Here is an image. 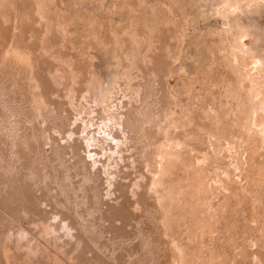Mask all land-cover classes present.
I'll return each mask as SVG.
<instances>
[{
  "label": "rangeland",
  "instance_id": "rangeland-1",
  "mask_svg": "<svg viewBox=\"0 0 264 264\" xmlns=\"http://www.w3.org/2000/svg\"><path fill=\"white\" fill-rule=\"evenodd\" d=\"M19 1L18 0L12 1V2H14V5H12L10 3L11 6L13 7V9H12L11 6L9 7L10 4L7 5V0H6V2L5 1L4 2H5L6 7H9V8H6L5 6H3V8L5 7L4 9L2 8L3 10L0 8L2 12H5L4 15L6 14V11H7V14H6L7 17H8L9 14H10L9 16H11V14H12L11 17H13L15 15L11 19V21H10V18L11 17H9V18L6 17L10 22L7 20V22H4L3 23L1 21V19H0V21H1V24H0V55L2 54L1 53L2 51L6 50L5 48L8 47V49H12L10 46H13V44H16V47H14V46L13 47L14 48H18L20 46L19 47L20 51L24 52L27 55L30 54V53H28L27 50H29V52L32 51L30 55H32L33 58H36L37 59V60L35 59V63L37 64V66H39V68H38V69H40V73L38 72L39 74H41V72H42L43 75H48V73L50 72L49 75L52 76L54 74V71L58 69L59 70V74L58 75H61V80L58 79V80H60V82L57 80L58 82L57 81L56 82H57V84L58 83L59 84L58 85H55V86L52 84V83H54V81L49 82V85H51V86H48V89H49V87H51V89H54V88L55 89L54 90H50V92L48 91V94L45 93V89H43V87L41 86V88H42L41 94H45V95L42 98L43 105H42V100H41V104H40L41 105V108H40L41 110H39V108L37 107L39 105H38V103H36V101H35L36 98L34 97V95L36 93H39L40 94V92L33 91L30 88L29 85L27 86V84H29L28 83V77H27V72L29 70L26 68L25 65H24L25 66L24 67L23 64H21V65L16 64V66L18 65L17 67L16 66H12V65L8 64L7 62L4 64L3 60L5 61V59H2L1 56H0V61H2L1 64H0L1 65V67H0V73H1V75H0V98H1L0 99V141L3 139L0 142V154H1L0 155V173H1L0 174V178L1 179H6V180L8 178L9 181H6V182L11 183V184L5 183L3 180L0 179V181H3L5 183L4 186L2 184L3 182H1V185H0L2 187L1 188L2 189L1 192H3L2 193L3 194L2 197L4 196L3 199L5 200V198H6L5 196H8L7 199H9V200L6 199L4 202H6V204L8 206H10V207H8L6 205L7 206L6 207L5 204H4V202H3L4 207H6L5 208L6 210H4L3 208L1 209V207H0V214H1L0 215V229L2 230V231H0V233H1L0 234V237H1L0 238V244H1L0 247H2V248H0V251L2 249V251L0 252V258H2V260H5V259L7 260V257H9V255H11V254L13 255V253H14L13 256L11 255L10 258H8V261L10 259V261H9V262H11L10 264H13L14 263L13 260L16 258L15 259V263L17 262L16 264H21V263H24L22 261H25L26 260V262H27L28 259H25L26 258L25 256H26L27 253H29L28 255L31 256V258L33 259V260L31 259L32 260V263L34 262L33 264H38V263L39 264H46V263L47 264H53L55 261H56L55 262L56 264H59L58 262H60V264H72L71 262H74L73 264H84V263L85 264H171V263L173 264L172 261H173L174 257H176L174 255L176 251L173 250L170 245H169L170 247H168V241H167V240L170 241V239H171V237L173 235H175V238L176 239L178 237H180V238L177 239L179 242L184 241L182 243H183V245L185 247V251L187 253H188V251L190 249H192L191 250L192 252L191 251H189V252H190L191 255L194 254L193 250L195 251V249L193 247L197 248L196 244L199 245L198 242L199 241L201 242L202 241V238H199L197 240H194V241L197 242L196 244L193 243L191 245L189 243V241L191 240V237H189L188 235H192V232L195 230V229H193V230L190 229L192 232L189 230L190 227L191 228L194 227V226L192 227V225H190V226L188 225V224H192L190 222L192 220V218H193L192 216H190V217L188 216V218H191L192 217L190 220L188 218H185V217L184 218H179L178 220H180L181 222L180 221H177L176 222L177 225L174 224L175 226H173V228H172L173 229L172 230L173 231L172 232L173 235L171 233H169V236H167L165 234L168 239L165 238L166 236L163 237L164 231L162 230V226L159 223L160 222L159 221L160 220V217H159L160 215L158 214L159 213V209H157V206L155 207L156 203L154 204L155 200L153 199L154 197H152L153 193L151 192L152 195H151V193H148L151 190V189L149 190V187L151 185V182L150 181L153 179V176L154 177L158 176V174L155 175L156 172H157V168H158L156 166V163H155L156 160L154 162V157L156 155L155 150H158V147L161 144L162 145L164 144V143H162V141L165 142L164 146L166 145V146L172 148V146L176 144V141L179 140L181 143L183 142L182 147L185 149V151L183 149V158H184V160L186 159L185 162L188 163V161H187L188 159L190 160V159H195L197 157H201L202 154H204V153H206V154L208 153V155L211 156V154H212L211 145L209 146L208 143L205 142L202 139V137L204 138V136H205L204 139L207 140L206 135H205L206 134L205 131L209 132L208 130L210 128H212L211 127L212 125L216 126V128L213 127L214 130L213 129H210L211 132H214L215 134H217L216 135V138H218V133L219 132H220L219 136H221V130L222 129L225 130V131L227 130V132H225V133H223V131H222V133L225 134V135L227 133V136H224V138H223L224 139V142H226L227 140L229 141L231 139L230 138L231 135H232V137L234 135L236 136V134L238 135V133H237V130L238 129L236 130V128H235L234 130L232 129L233 130L232 131L231 130V126H229L230 128L228 127V128H222V129H221V127H220V129H219V127H217V126H220L221 125V122L222 121H223V123H225L224 122L225 121V117H226V114L229 112L228 109L230 108V104H231V103L230 104H227V103L228 102H232V99L234 101V98H235V101L236 100H239L241 98L240 93H239V92H241V90H239V92H238V90H234L236 92V94H235V92L233 94L235 97H231L230 96L231 97L230 98L226 94V91H227V86L226 85H227V83H229V81H233L235 79V77H236V74L235 73L236 72L233 71V70H231V68L229 67L228 63L224 61L225 59H224V54L223 53H225V49H226V46H227L226 44L231 43L229 41L234 40L233 37L234 36H237L236 35L237 34V30L236 29H237V25L240 22V25L243 28L246 27V29L248 27L247 30H249L250 33H251L249 35V31H248L247 32V35L244 38H242V40L240 38L241 36H239L240 40H239V38H238V40L241 43V45L244 44L243 45L244 48H246L248 46L247 49L248 48L249 49H252L253 52L257 49L258 51L257 50L255 51L256 54L258 53L257 55L255 54V52H254V54L253 53L250 54L255 59H256V57H260L259 56L260 55V52H261L262 56L264 55L262 53L264 51V36H263L264 35V3L262 2L263 5L260 6L261 8L260 7L258 8L260 11L258 9H256V8H254L253 5L251 6L253 8L248 7L246 9V12H244L245 10L242 9L241 11H243V13L240 11L239 13L237 12L238 14H235L236 17L238 16L237 17V21L236 20H233V19H236V18H234L235 16L233 15V17H230L229 18L230 21L233 20L232 21L233 23H230L228 19L223 18V16L221 15V13L216 12L218 15L215 13V11H217V10L219 11L220 8H221V3H220L221 0H219V1L218 0H215L216 2L213 1V0H211L210 2L208 0H201V1H199V0H188V1L187 0H176V1L175 0L174 1H172V0H168V1L167 0H148V1L147 0H143V1L142 0H125V1L124 0L123 1L122 0H104V2H102V0H99L100 2L98 0H92V1L91 0H81V2H80V0L79 1H77V0H74V1L73 0H67V1L66 0H61L63 3H61L60 0H52V2H51V0H46V1L45 0H40V1L43 2L42 5H44V6H42V8L44 7V9H47L48 13L51 14V15H49V17L51 16L50 18H53L52 21H55L57 19V17H58V19L61 18V17L63 19V15H64L65 12H68L69 13V14L68 13H65V15L68 14V17L72 14V16H70V17H76V20L80 18L79 19L80 21L79 20L75 21L77 23L76 25L75 24L72 25L71 23H73V22H71L70 25L67 24L69 22H66L67 25H69V26L72 25L70 28L68 26H66V24L64 23L65 20H64V22L60 20L63 23V25L65 24L64 26H62L63 28H61V27L60 28L61 29H64V27H65V29L64 30H61V29L58 28L59 30H57V29H56L57 31L56 30H52L53 33L50 32V31H49L50 32L49 33L48 32L49 29H47V31H46V28L47 27L45 29H43L46 26V24H44V22H41V21L39 22V19L37 18L38 16L35 14V12H36V10H35V8H36L35 3L36 2L35 1L36 0L35 1L34 0H27L28 1V5H27V1L21 0L22 3L20 2V4L22 6L19 4ZM86 1H87V3H86ZM203 1H204L205 4H203ZM262 1H264V0H262ZM10 2H11V0H10ZM15 2H18V3H16V5H15ZM58 2H60V5H59ZM95 2H97V3L95 4ZM77 3L80 4V5H78ZM103 3H107V4H103ZM174 3H175L176 6L174 5ZM209 3H211V4H209ZM74 4L75 5H78V6H75ZM97 4H99V5H97ZM116 4H117V7H116ZM167 4H168V6H167ZM54 5H55V8H54ZM58 5L61 6V7H58ZM62 5H65V6L63 7ZM90 5H93L94 7L93 6H90ZM210 5H211V7H210ZM214 5L217 6V8L216 7L214 8ZM218 6H220V7H218ZM22 7H23L24 10H22ZM75 7H76V9L79 7V10L78 9L76 10ZM202 7H203V9H202ZM204 7H205L206 10L204 9ZM57 8H59V9H57ZM60 8H61V10H60ZM213 8L214 9H217V10H214ZM65 9H67V10H65ZM90 9H93L92 10L93 12ZM170 9H171V11H170ZM210 9H213V10H210ZM12 10L14 12H11ZM25 11H27V13L24 14ZM89 11H91V13ZM131 11H133V14L134 15L132 14ZM248 11H250V12H248ZM109 12L111 13V15H110ZM210 12L212 13V15H211ZM15 13L16 14L18 13L17 14V17L18 18L16 17V14ZM22 13H23V16H22ZM54 13H55V16H54ZM240 13H242V14H240ZM26 14H28V16H26ZM94 14H96V15H94ZM243 14H244V16H243ZM253 14H255V15H253ZM24 15L26 16V18H25ZM80 15H82V16H80ZM205 15L208 18H206ZM135 16H137V17H135ZM147 16H148V19H147ZM0 17H2V15ZM22 17H23L24 20L22 19ZM55 17H56V19H55ZM203 17H204V19H202ZM27 18H28V20L30 22L27 20ZM35 18H37V19H35ZM87 18H88V20H87ZM14 19H16V20H14ZM82 19H83V22L81 21ZM199 19H201V20H199ZM226 20H228V21H226ZM155 21L157 23L158 22L159 23L157 24ZM235 21L237 23H235ZM12 22L16 25V27H14L15 25L13 26V23ZM78 22L81 23L82 26ZM89 22L90 23H95V24H92V27H90L91 24L88 25L90 27V30L93 32V35H92L91 31H87V29L89 30V27H87L86 23L88 24ZM110 22H111V24H110ZM113 22H115V23L113 24ZM5 23H6V25L7 24L8 25L7 26L6 25L4 26ZM62 23H60V24H62ZM129 23H130V25H129ZM154 23H156V24H154ZM254 23H257V24H254ZM18 24H21V25H19L21 27V29L17 26ZM43 24H44V26H43ZM121 24H122V26H121ZM10 25H12L13 27H11ZM226 25L227 26L229 25L230 28H229V26L227 27ZM93 26H94V28H93ZM153 26H154V28H153ZM234 26H236V27H234ZM73 27H74V29H73ZM211 27L213 28V31L215 33H213ZM221 27H223V28H221ZM226 27L229 28L230 31ZM10 28L11 29L12 28L20 29V30H18V33L19 34L18 33L16 34V31H14L13 32L14 34H13L12 31L10 30ZM68 28H69V30H68ZM100 28H102V30ZM214 28H215V30H214ZM225 28L229 31L228 34L225 33V30H224ZM71 29L74 31V33H73V31ZM231 29H234V30H232V33H231ZM80 30H81V32H80ZM7 31H9V32H7ZM54 31L57 32V33H55ZM21 32H22V34H20ZM129 32H131V33H129ZM134 32L136 33V35H135ZM30 33H32L34 36L32 34H30ZM90 33H91V35L88 36ZM207 33H210V34H207ZM220 33L223 34V35H221ZM15 34H16V36H14ZM29 34H30V36H29ZM44 34H46V36ZM11 35L14 36V37L12 38ZM43 35H44V37H42ZM231 35L233 37H231ZM1 36H2V38H1ZM82 36H84V37H82ZM242 36H244V35H242ZM31 37H32L33 40L31 39ZM50 37H51V39H50ZM133 37H135V38H133ZM72 38L74 39V41L72 40ZM117 38H118V41L119 42L117 41ZM153 38H155V39H153ZM148 39H150V40H148ZM181 39H184V40H181ZM227 39H229V40H227ZM15 40H17V41H15ZM84 40H85V42H84ZM97 40H99V41H97ZM102 40H103V43H102ZM138 40H140V41H138ZM150 41H153V42H150ZM224 41H225V44L223 43ZM2 43L5 45L4 47H3V45H1ZM23 43H24V45H23ZM211 43H212V45H211ZM20 44L23 45V46H21ZM79 44H81V45H79ZM257 44H258V46H255ZM46 45H47L48 48L45 47ZM40 46H41V48L42 47L43 48L41 49ZM49 46H50V48H49ZM71 46L74 47L75 49L72 48ZM120 46L121 47L123 46V48L121 49ZM65 47H67V48H65ZM115 47H116L117 50L115 49ZM3 48H4V50H3ZM138 48H139V50H138ZM22 49H24V50H22ZM78 49H79V51H78ZM97 49H98V51H97ZM223 49H224V51H223ZM148 50H149V52H148ZM114 51H117V52H114ZM37 52H38V54H36ZM146 52H148L149 54L146 53ZM202 52L204 54H202ZM219 52H220V54H219ZM44 53L46 54V57H45V54ZM124 53H125V55H124ZM143 53H145V54H143ZM50 54H51V56H50ZM147 54H148V56H147ZM180 55H182V56H180ZM250 55H247V58L252 60V58H251ZM48 56L50 57L49 59L47 58ZM254 56H256V57H254ZM62 57H65V58H62ZM168 57H170L171 60ZM33 58H32V60L34 61ZM56 58H57V61H56ZM173 58H175V59H173ZM93 60H95V61H93ZM206 60H207V62H206ZM251 60H248V61H250V64L248 66H250L252 64L251 65L252 67L251 66L248 67L249 69L247 68V70L249 72H250V70H253L252 72H250V74L252 73L251 75H253V74L255 76L257 75L256 77H258V75H259V77H260V75L262 76V74L260 72H258L257 69H255V67H257V66L255 65V63L251 62ZM55 61L57 63H55ZM167 62L171 63L172 67H174L173 68L174 69L173 72L170 71L172 69V67L170 66L171 67L170 68L169 67L170 64H168ZM41 63H42V65L40 66ZM61 63H63V64L61 65ZM66 63H67L68 66L66 65ZM210 63H211V66L213 65L211 67V69H210ZM253 64L255 66L254 68H253ZM132 65L135 66V67H132ZM207 65H208V67H206ZM55 66H56V68H55ZM118 66H120V67H118ZM121 66H122V68H121ZM59 68H61V69H59ZM124 68H126V70ZM24 69H25V71H24ZM181 69H184V70H181ZM188 69H191V70L188 71ZM223 69H224V71H223ZM225 69H228V70H225ZM69 70H71L72 72H69ZM74 70H75V72H74ZM204 70H205V72H204ZM19 71H20V73H19ZM255 71H257V72H255ZM76 72H77V74H76ZM113 72H115V73H113ZM66 73H68V74L66 75ZM73 73H75V74H73ZM208 74H210V75H208ZM125 75H127V76H125ZM69 76H71V78ZM94 76H97V77H94ZM82 77H84V78H82ZM169 77H171V78H169ZM262 77H260V78L262 79ZM63 78H64V80H63ZM72 78H74V79H72ZM75 78H76V80H75ZM19 79H21V80H19ZM92 79L95 80V81L93 82ZM125 79L126 80L128 79V80L126 81ZM89 80H91V81H89ZM104 80H106V81H104ZM204 80H206L207 82L204 81ZM67 81H69V82H67ZM92 82L95 85L94 84L92 85ZM103 83H105V84L103 85ZM86 84H87V86H86ZM88 84H91L90 86L91 87L93 86V88L89 87ZM128 86H129V88H128ZM87 88L88 89L90 88V89L87 90ZM133 88H134V90H133ZM57 89H58V91H57ZM108 89H110L112 91V95H111V99H110V101H111L110 102V105L112 106V109H110V110L109 109H106V108L103 109L104 108V106H103L104 104L102 105V102L99 103V105H97L98 102L101 101V98H102L101 95L105 91H107ZM70 90H73V91L71 92ZM39 91H41V90H39ZM51 91H52V93H51ZM53 92H54V94H53ZM55 92H56V94H55ZM69 92H71V93H69ZM73 92L75 94H72ZM101 92H103V93H101ZM86 93H87V95H86ZM93 94H96L95 97H93ZM50 95H52V96H50ZM71 95H72V97H71ZM237 95H238V97L240 96L239 99H238ZM7 96H8V98H7ZM30 96H32V98H30ZM45 96L46 97L48 96V98H47L48 100L46 99ZM176 97H177V99H176ZM95 98H97V99H95ZM221 98H222V100H221ZM69 100H71V101H69ZM92 100H94V101H92ZM113 105H115V106H113ZM98 106H100V107H98ZM81 107H86V109L85 108H81ZM101 107H102V109H101ZM80 108H81V111H79ZM210 108H211V111H210ZM185 109H186V111H185ZM89 110H90V112H89ZM117 110H118V112H117ZM126 110H127V112H126ZM59 111H61V112H59ZM84 111L85 112L87 111V112L85 113ZM207 112H209V113H207ZM222 112H224L223 113V117H221ZM11 113L13 114V116H11L12 115ZM39 113H40V116H38ZM89 113H91V114H89ZM123 113H125V115H121ZM216 113L218 115V118L220 116V118H224V120H221L220 118L219 119H215ZM113 115H118V116L121 115L124 118L122 117L123 119H120V120L117 118L115 120L113 118ZM71 117H72V119H71ZM107 117L110 118V119H108ZM228 117H229V120L230 121L227 119ZM228 117H226V119L228 120V122L226 124L230 123V125H231V118H230V116H228ZM42 118H43V120H41ZM135 118H136V121H135ZM214 119L215 120H220V121H218L217 125L215 124L217 121L215 122ZM113 120H115V121L113 122ZM117 120L119 122H117ZM213 121H214V123H211ZM72 123L74 125L75 124L76 125L74 127H72L73 126ZM118 125H119V127H118ZM174 125H175V127H174ZM198 126H199V129L200 130L198 129ZM221 126L226 127L223 124ZM232 127L234 128L233 125H232ZM104 129H105V131H104ZM203 129H204V131H203ZM217 129L220 130V131L218 132ZM158 130H159V132L160 131L161 132L159 133ZM122 131H124V132H122ZM148 132H150V133H148ZM216 132H218V133H216ZM106 133H107V136H106ZM123 133H126V135H124ZM228 133L230 135H228ZM50 134H51V136H50ZM84 134H85V136H84ZM190 135H192V136H190ZM193 135H194V137H193ZM24 137H25V139H24ZM85 137L87 138V141L86 142H87L88 145L86 144V142H84V140H86ZM110 137H112V138H110ZM188 137H189V139H188ZM196 137H197V139H196ZM225 137L226 138L229 137V139L228 138L226 139ZM19 138H21L22 141ZM108 138L110 139V141H109ZM163 138H164V140H162ZM166 138H167V140H166ZM219 138H221V142H223L222 141V136L219 137ZM233 138H234V140L236 139V137H233ZM13 139H15L16 143L18 142L20 144V145L17 144V146L19 145L20 148L22 149L21 150L19 147L18 148L20 150L15 149L16 153L18 151H20L16 155L13 154L14 150H13V152L10 150L11 149L10 148V142ZM89 140H90V142L88 143ZM135 140H136V142H135ZM217 140L218 139H216V142H217ZM23 141H24L25 144L23 143ZM73 142L75 144L78 143L79 145L76 146ZM69 143L70 144H73L72 146L75 145L76 146V147L74 146L75 148H78V147L79 148L78 149H74V147H72ZM206 143H207V145H206ZM157 144L158 145L160 144V145L158 146ZM239 144H241V145H238L237 144V145L234 146V144H231L233 147L230 146L231 147V149H230V147L228 146V149L226 148L227 150L225 149L224 150V154L222 152V155L220 157H218V159H214V158L211 159L209 161V163L205 167V170L207 172L206 173L204 172V173H205L206 177H208V178L210 177L209 178L210 180L208 179L209 182L211 184L212 183L214 184V186H213V184L210 185V186H212L211 188H213V191H214L213 194L215 195V197L214 196H211L212 198H210V199H212V202H209V204L212 203L211 204L212 205L211 208L213 206H214L213 208H215L218 205L219 208L217 207L218 209H217L216 212L219 213L221 211L222 214L219 213L220 215L225 214L224 217H221V222H222V225H223L222 226L223 227L222 230L225 231L223 233V231L221 230L222 231V234H224V235L227 234L228 236H232L233 239L239 238L238 240H240V241L242 240V242H244V240H245V242L246 241L248 242V240L250 238L249 242H253V244L255 246V244H257V242L258 243H262L263 242V244H264V241H263L264 236L261 237V234L264 235V216H263L264 215V213H263L264 212V208H263L264 207V200H263L264 199V184L263 183H256L257 184L256 185L254 183L255 184L254 185V184H252L250 182L248 183V181L251 180V179H253L254 175L256 177H258L257 174H259V175L260 174H263L262 176L264 177V167H263L264 166V159H263L264 158V156H263L264 155V147H262V146H264V144L259 145V147L263 151H260L261 149L258 148L259 150L256 153H253L252 149H250L251 147L249 145H247L246 143L244 144L242 142V143H239ZM227 145H229V144H227ZM7 147H8V149H7ZM238 147H241L242 149L244 148L245 150L243 149L244 150L243 151L241 149V153L243 155H241V156L238 155V159H237V153L240 154V149H238L239 152L237 150ZM31 148H33V149H31ZM72 148H73V150H72ZM233 148H234L235 151L237 150L236 151L237 153L234 152ZM186 149H187V151H186ZM83 150H85V151L83 152ZM249 150H251L250 151L251 154H247L248 152H246V151H249ZM34 151H35V153H34ZM72 151H74V152H72ZM27 152H28V154H25ZM87 152H88V154H87ZM245 152H246V158H245V155H244ZM20 153H21V156H20ZM30 153H31V155H30ZM233 153H236V155L233 154ZM259 153H260V155H259ZM2 154H4V155H2ZM28 155H30V156H28ZM75 155H77V156H75ZM185 155L187 157H185ZM250 155H252V156L250 157ZM13 156H15V157H13ZM19 156L21 157V159H19ZM239 156L241 157L242 161L244 160L243 159V156H244L245 161L247 163L246 164L247 167H248L249 163L250 164L251 163L253 164V166H251L252 167L251 172H248L247 170H244V169L241 170V168L238 167L239 166V164H238L239 163V160H241ZM24 157L27 160H25ZM27 157H29V159ZM256 158H258V159L256 160ZM248 159H250V160H248ZM26 161H27V163L26 164H23ZM158 161H159V159H158ZM160 161H163V159L160 158ZM181 161H179V162H181ZM229 162H230V165L226 166L227 164H229ZM16 163H17V165H20V164L21 165L20 166H17ZM181 163L182 164H179V165H176L175 164L176 166H171L170 167V168H172V167L175 168V167L179 166V167H177L175 169H170V170H173V171L171 173L169 172L170 174L168 173L167 177L165 176V179L166 180L164 179V181H165L164 186H169L168 185L169 178L172 181H174L172 178H174L175 180L177 179V182H179V184H178L177 182L174 181L175 183H177V184H175L174 182H171L170 181L172 183V184L170 183V185H173V183H174V186L175 187L177 185L179 186L180 183H182L183 181L182 182H181V180L178 181L180 178H176V177L179 176L181 178L182 177L185 178L186 175L189 174L188 171L186 170V168H184L185 167L184 161L181 162ZM257 163L259 164V166L257 165ZM25 165H26V167H25ZM152 165L154 167H152ZM181 165H183L182 168H180ZM231 166H233L234 168L231 167ZM69 167H70V169H69ZM235 167H236V170L239 168L241 171L238 169V171H237L238 173H237L236 170H235ZM8 168H11V170H8ZM228 168H231V170L228 169ZM213 169L214 170L216 169L217 171H214ZM220 169L222 171H223V169H227V171L229 170L228 172H231V174L233 175V177L236 178V180H235L236 182H235L234 185L229 186L227 183H225L224 181H222L220 179L219 180L218 179L215 180L218 177L217 176L218 174H216V172L217 173L222 172ZM48 170H49V172H48ZM52 170H54V171H52ZM243 171H244V173H243ZM7 172H9V173H7ZM154 172H155V174H154ZM192 172H193V170L190 169V174ZM10 173H11V175L13 173V175L11 176ZM16 173H17V175H16ZM81 173H83V174H81ZM235 173H236V176H235ZM22 174H23V176H22ZM210 174H212V175H210ZM214 174H216V176H214ZM67 175H68V177H67ZM13 176H15V177H13ZM241 177H242V179H241ZM12 178H13V180L15 178L14 182L15 181L17 182L19 179H21L22 181L19 180V182L21 181V183H19V182L16 183L15 182L17 185L15 184V186H14V185H12V184H14L13 181H12ZM106 178H107V180H106ZM10 179H11L12 182H10ZM238 179L240 181H238ZM244 179H246V180H244ZM101 181H103L104 183L101 182ZM215 181L216 182L218 181L219 183L218 182L217 183L220 184V185L216 184ZM244 181H246V182H244ZM185 182H187V181L184 180V183ZM220 182H222V183H220ZM106 183H107V185H106ZM133 183L134 184L136 183V184L134 185ZM144 183H146L145 184L146 186L144 185ZM184 183H182V184H184ZM20 185L22 187H20ZM246 185H247V188L246 189L248 190V193L243 195V193L241 192L240 188L241 187H245ZM249 185H251L250 186L251 189H250ZM12 186L14 187V189H12L13 188ZM147 186H148V188H147ZM174 186H170V187H173L174 188ZM226 186H228V188ZM3 187L6 188V189H4ZM120 187H121V189H120ZM7 188H8V191L9 190H14L15 192H19V193L21 192V193L18 196L19 193L15 194V192L12 191V192H14V195L10 196L12 192L9 191L10 192L9 193L7 191ZM23 188H25V189H23ZM96 188H97V190H96ZM136 188H138V190H136ZM218 188H219V190H217ZM100 189H102V190H100ZM19 190H21V191H19ZM232 190H234L236 193L234 191H232ZM250 190H252L253 192L250 191ZM30 191H31V193H30ZM39 191H41V192H39ZM105 191H108V192H105ZM131 191H132V194H130ZM256 191H257L258 195H257ZM218 192H219V194H218ZM250 192L255 193V194H251ZM5 193H7V194H5ZM126 193H128V194H126ZM33 194H35V195H33ZM133 194H134V196H133ZM250 194L253 197L255 195H257V196H255V198L256 199L258 198V199L257 200L255 198L252 199V196H249ZM24 195H25V197L27 196L26 199H25ZM28 195L31 196V197H29ZM219 195H220V197H219ZM232 195H233V197H232ZM32 196H34V199H33ZM130 196L132 198H130ZM10 197L11 198L13 197V198L10 199ZM15 197H16V199L14 200ZM38 197H39V199L41 201L40 200H37V202L40 201V202H38V207H37L36 199H38ZM41 197H43V198L41 199ZM18 198H20V199L18 200ZM57 199L59 201H57ZM60 199H62V200H60ZM79 199H81V200H79ZM210 199H209V201H211ZM232 199H234V200H232ZM34 200H35L36 203L33 202ZM46 200H48V201H46ZM134 200L135 201L137 200V204L140 203V204H138L139 206L137 205L138 208H136V209H139V210H135L134 209L136 211V213L133 211V208H135V206H133V205H135L133 203V202H135ZM253 200H254V202H253ZM129 201H131V202L133 201L132 202V205H129V203H130ZM260 201H261V203H260ZM41 202L44 203L45 206H44V204H41ZM28 203H30L31 205L28 204ZM21 204H22L23 207L21 206ZM152 204H154V205H152ZM226 204H229L230 206L229 205H226ZM15 205H17V206H15ZM42 205L44 206V208H43ZM234 205H235V207H234ZM11 206H12V208H11ZM126 206L129 208V209L127 208L128 210L126 209ZM222 206H225V211L227 210L226 212L222 211ZM226 206H228L227 207L228 209L226 208ZM27 207H29L31 210H29V208H27ZM249 207H250V209H249ZM8 209L10 211L11 210L12 211L10 212ZM37 209H38V211H37ZM27 210H28V212H27ZM39 210H40V212H39ZM42 210H43V212H42ZM253 210H255L256 212L253 211ZM213 211H215V209ZM258 211H259V214H258L259 217L257 216ZM64 212H65V214H63ZM119 213H120V215H119ZM23 215L25 217H27V218L25 219V217ZM28 215H29V217H28ZM30 215H32V216L30 217ZM138 216H140V218ZM225 216H226V219L227 220L225 219ZM47 217H49V218H47ZM53 217H55V218H53ZM124 217H125V220H124ZM242 217H243V219H242ZM42 218L45 219V220L43 221ZM59 218H61V219H59ZM158 218H159V220H158ZM255 218H256V220H255ZM184 219H186L187 221L184 220ZM253 219L255 220L254 221L255 222V225L252 222ZM194 220H195V218H194ZM1 221L4 222V225L2 224L3 222H1ZM7 221H8V223H7ZM40 221L42 222L41 223L42 225L41 224H38V223H40ZM184 221H186L185 222L186 223L185 226L187 225L189 227L187 228V226H186V227H184L182 229V227H183L182 226V223H184ZM187 222H189V223H187ZM27 223H29V224H27ZM96 223H98V224H96ZM178 223L179 224L181 223L180 226H182V227H179L178 226L179 225ZM36 225H38V226H36ZM45 225L47 227H49L50 230H49V228L47 229L45 227ZM177 226L179 228H181L183 231H186L184 229L187 228V230L191 234L186 233V232H183L181 229H178L177 230L176 229ZM214 226L215 225H213V223H212L211 227L214 228V229H216ZM174 227H176V228H174ZM45 229H47L46 230V232L48 231L47 233L45 232ZM157 229H159V230H157ZM5 230L8 231L7 234H6V231ZM18 230H19V233L20 234L19 233H16V231L18 232ZM236 230H237V232H236ZM42 231H43V233H42ZM176 231H177V233H176ZM179 231H182V232L178 233ZM259 231H260V233H259ZM2 232H4V237L2 236ZM15 233H16V236H15ZM53 233H55V234H53ZM8 234H10V235H8ZM52 234H53V236H52ZM184 234L185 235L187 234V236L190 239L187 236H184ZM5 235L9 236V238L8 237L6 238ZM21 235L23 237H20ZM24 235L27 236L26 237L27 239L25 238ZM42 235H44V236L41 237ZM48 235H49V237H48ZM244 235H245V239L243 237ZM54 236H55V239L54 240L56 242L53 241ZM95 236H96V238H95ZM10 237H11V239H10ZM16 237H18L17 240H16ZM19 237H20V241H18ZM29 237H30V239H28ZM50 237H52V238H50ZM186 237H187V239H189V241L186 239ZM227 237H226L225 241L228 239L226 241L228 243V241L230 242V240H232V239L229 240V238H227ZM256 237H257V239H259L261 237L260 239L262 240V242L261 241L259 242V240H258L256 243H254V241H256ZM23 238H25V240H23ZM196 238L197 237L194 236V239H196ZM205 238L207 239V237H205ZM251 238H254L255 240L252 239V241H251ZM8 239L12 240V242L10 240H8ZM63 240H64V242H63ZM185 240L188 241V243L190 244V249L188 247V249L186 250V245L188 243ZM238 240L236 239V242L238 243V245L240 246V248L242 246L245 247L246 245H249L250 244L249 242L248 243L246 242L247 244H245V242H244L243 243L245 245L244 246V245L241 244V242H238ZM1 241H3V244H2ZM34 241H36V242H34ZM164 241H166V242H164ZM191 241L194 242L193 239ZM6 242H7V244L8 243L9 244L6 245ZM51 242H53V243L55 242L54 243L55 245L53 243H51ZM50 243L52 245H51V247H48L50 245ZM71 243H73L75 245H73ZM20 244H21V246H20ZM47 244H49V245H47ZM76 244H77V249H76ZM3 245H5V246H3ZM17 245H18V248H17ZM146 245H148V246H146ZM230 245L228 243V246L226 245L227 248H224L225 244L220 247V250L224 248L223 249L224 250L223 252L226 253L225 254L226 257H224V258L222 257L223 258V262H222V259L220 258L222 264H224V263L231 264L228 261L229 259L230 260L231 259L232 260H236V263L238 262L237 264H239V263H241V264H253V263L250 262V260H247L244 257H243V260L245 259L244 260L245 262L242 261L243 263L238 258H240L241 255L243 256L242 250H248V252H255V250L259 247L258 244L256 245L258 247L255 246L256 248H254V246H253V248L255 250L254 249L252 250V247H250L249 249L241 248V250H240L241 251V255L239 254V257L238 256L236 257L237 254L234 253L235 251H234V249L231 248ZM9 246H10V248H8ZM41 246H42V248H41ZM61 246H62V248H61ZM191 246H193V247L191 248ZM3 247H4V249H5V247L8 248V249L7 250L6 249L4 250ZM20 247H22V252L24 251L23 253L21 252V248ZM248 247L249 246H247V248ZM13 248H14L15 251H13ZM10 249H11V251H10ZM29 249H31L30 250L31 253H30ZM8 250L10 251V253H9ZM27 250H28V252H27ZM33 250H35V251H33ZM43 250L45 252H43ZM82 250H83L84 253L81 252ZM19 251H20V253H19ZM172 251H173L174 254L171 253ZM25 252H27V253H25ZM199 252H201V251H199ZM205 252L203 254L201 253L202 254L201 256H204V254H205L208 257L209 256V253L206 250H205ZM220 252L222 253V255H224V253L222 251H220ZM197 253L198 252H196V254ZM221 253H219V254H221ZM33 254H35V256ZM60 254H62V255H60ZM171 254H173V255H171ZM176 254H177V252H176ZM198 254H200V253H198ZM233 254H236V255H233ZM261 254H262V252H261ZM29 256L27 258H29ZM43 257H44V259H43ZM57 257L59 259L58 262H57ZM3 258H5V259H3ZM23 258H24V260H23ZM53 258L56 259V260H53ZM170 258H172V261H171ZM206 258L204 257L202 260H204ZM235 258H237L240 261H238ZM261 258H262V262L260 261V263L264 264V262H263V260H264V250H263V257H261ZM17 259L19 261H17ZM46 259H48V260H46ZM224 259H225V261H224ZM2 260H1V262H2ZM8 261H5V262L3 261L4 263L2 262L0 264H6V263L9 264ZM29 261H30V258H29L28 262ZM216 262H218V261H216ZM218 263H220V261ZM218 263H214V264H218ZM24 264H27V263H24ZM256 264H259V263H256Z\"/></svg>",
  "mask_w": 264,
  "mask_h": 264
},
{
  "label": "bare ground",
  "instance_id": "bare-ground-1",
  "mask_svg": "<svg viewBox=\"0 0 264 264\" xmlns=\"http://www.w3.org/2000/svg\"><path fill=\"white\" fill-rule=\"evenodd\" d=\"M6 2V0H0V8L2 9L3 8V6H5L6 7V5H5V2ZM12 1H14V0H11V2H10V0H7V5H9L10 3L12 4V5H14V2H12ZM19 1V0H18ZM25 1H27V0H25ZM35 1V0H34ZM46 1V0H45ZM61 1V0H60ZM67 1V0H66ZM74 1V0H73ZM77 1H79V0H77ZM92 1V0H91ZM90 1V2H91ZM99 1V0H98ZM123 1V0H122ZM125 1V0H124ZM143 1V0H142ZM148 1V0H147ZM168 1V0H167ZM172 1H174V0H172ZM176 1V0H175ZM188 1V0H187ZM199 1H201V0H199ZM209 2L211 1V0H208ZM213 1H215V0H213ZM219 1V0H218ZM9 2V3H8ZM20 2H21V0L19 1V4H20ZM31 2V1H30ZM36 3H35V5H36V8H35V10H36V12H35V14L38 16L37 18L39 19V22L41 21V22H44V24H46V26L43 28V29H45L46 27V31H47V29H49L48 30V32L50 31V32H52V30H59V29H61V28H63L62 26H64L65 24H66V22H69V23H67V24H69L70 25V23L71 22H73V23H71L72 25L73 24H77L75 21H77V20H79V19H77L76 20V17H70V16H72V14L68 17V12H65L63 9V11L65 12V13H68L67 15H65V13H64V15H63V19H62V17L61 18H59L58 19V17H57V19H56V17H55V21H52L53 20V18H50L49 17V15H51V14H49L48 13V11H47V9H44V7L42 8V6H44V5H42L43 4V2L42 1H40V0H36L35 1ZM48 2V1H47ZM51 2H52V0H51ZM56 2V1H55ZM70 2V1H69ZM80 2H81V0H80ZM83 2V1H82ZM85 2V1H84ZM89 2V3H90ZM100 2V1H99ZM102 2H104V0H102ZM112 2V1H111ZM130 2V1H129ZM132 2V1H131ZM170 2V1H169ZM206 2V1H205ZM216 2V1H215ZM262 2L264 3V1H262V0H221V8H220V10L218 11L217 9H214L215 7L217 8V6H215L214 5V10H217V11H215V13L216 12H219V13H221V15L223 16V18H225V19H228L229 20V22L230 23H233L232 21L233 20H236L237 21V17H236V15L235 14H238L242 9L243 10H245L244 12H246V9L248 8V7H251L252 5H253V7L254 8H256V9H258L261 5H263L262 4ZM16 3H18V2H15V5H16ZM22 3V2H21ZM57 3V2H56ZM59 3V5H60V2H58ZM61 3H63L62 1H61ZM75 3V2H74ZM86 3H87V1H86ZM97 2H95V4H96ZM127 3V2H126ZM140 3V2H139ZM199 3V2H198ZM197 3V4H198ZM212 3V2H211ZM211 3H209V4H211ZM214 3V2H213ZM11 4L9 5V7L11 6ZM46 4V3H45ZM54 4V3H53ZM52 4V5H53ZM78 4V3H77ZM82 4V3H81ZM103 4H107V3H103ZM151 4V3H150ZM172 4V3H171ZM203 4H205L204 3V1H203ZM208 4V3H207ZM21 5V4H20ZM27 5H28V1H27ZM48 5V4H47ZM51 5V4H50ZM58 5V7H61V6H59ZM75 5V4H74ZM78 5H80V4H78ZM78 5H75V6H78ZM97 5H99V4H97ZM96 5V6H97ZM127 5V4H126ZM125 5V6H126ZM129 5V4H128ZM132 5V4H131ZM141 5V4H140ZM139 5V6H140ZM174 5H175V3H174ZM195 5V4H194ZM18 6V5H17ZM22 6V5H21ZM57 6V5H56ZM63 7L65 6V5H62ZM83 6V5H82ZM81 6V7H82ZM90 6H93V5H90ZM106 6V5H105ZM137 6V5H136ZM155 6V5H154ZM165 6V5H164ZM167 6H168V4H167ZM176 6V5H175ZM181 6V5H180ZM179 6V7H180ZM200 6V5H199ZM206 6V5H205ZM209 6V5H208ZM4 7V8H5ZM9 7H6V8H9ZM12 7V6H11ZM62 7V8H63ZM68 7V6H67ZM80 7V6H79ZM79 7L77 8L78 10H79ZM94 7V6H93ZM116 7H117V4H116ZM197 7V6H196ZM210 7H211V5H210ZM218 7H220V6H218ZM253 7H251V8H253ZM3 8V9H4ZM51 8V7H50ZM54 8H55V5H54ZM73 8V7H72ZM83 8V7H82ZM81 8V9H82ZM92 8V7H91ZM99 8V7H98ZM103 8V7H102ZM108 8V7H107ZM138 8V7H137ZM160 8V7H159ZM167 8V7H166ZM171 8V7H170ZM182 8V7H181ZM184 8V7H183ZM198 8V7H197ZM209 8V7H208ZM207 8V9H208ZM250 8V9H251ZM261 8V7H260ZM1 9H0V11H1ZM2 9V10H3ZM12 9H13V7H12ZM16 9V8H15ZM14 9V10H15ZM57 9H59V8H57ZM75 9H76V7H75ZM74 9V10H75ZM76 9V10H77ZM94 9V8H93ZM93 9H90L91 11L93 10ZM132 9V8H131ZM151 9V8H150ZM154 9V8H153ZM172 9V8H171ZM171 9H170V11H171ZM199 9V8H198ZM202 9H203V7H202ZM204 9H205V7H204ZM213 9H210V10H213ZM18 10V9H17ZM22 10H24L23 9V7H22ZM30 10V9H29ZM28 10V11H29ZM51 10V9H50ZM49 10V11H50ZM54 10V9H53ZM60 10H61V8H60ZM65 10H67V9H65ZM89 10V9H88ZM104 10V9H103ZM144 10V9H143ZM156 10V9H155ZM179 10V9H178ZM182 10V9H181ZM197 10V9H196ZM206 10V9H205ZM259 10V9H258ZM262 10V9H261ZM6 11V10H5ZM20 11V10H19ZM52 11V10H51ZM62 11V12H63ZM82 11V10H81ZM91 11H89L90 13H91ZM95 11V10H94ZM98 11V10H97ZM101 11V10H100ZM134 11V10H133ZM133 11H131L132 12V14H133ZM168 11V10H167ZM173 11V10H172ZM175 11V10H174ZM183 11V10H182ZM208 11V10H207ZM260 11V10H259ZM2 12V11H1ZM0 12V16L2 15V17H0V19H1V21L4 23V22H7V18H9V17H11L12 16V14H11V16H9L8 15V17H7V11H6V16L4 15V13L5 12H2L1 13ZM11 12H14L13 10L11 11ZM10 12V13H11ZM16 12V11H15ZM18 12V11H17ZM70 12V11H69ZM87 12V11H86ZM85 12V13H86ZM93 12V11H92ZM103 12V11H102ZM113 12V11H112ZM120 12V11H119ZM186 12V11H185ZM213 12V11H212ZM238 12V13H237ZM242 13H243V11H241ZM248 12H250V11H248ZM252 12V11H251ZM257 12V11H256ZM25 13H27V11H25L24 12V14ZM56 13V12H55ZM55 13H54V16H55ZM110 13V12H109ZM208 13V12H207ZM211 13V12H210ZM209 13V14H210ZM242 13H240V14H242ZM16 14V13H15ZM18 14V13H17ZM17 14H16V17H17ZM21 14V13H20ZM34 14V13H33ZM63 14V13H62ZM83 14V13H82ZM89 14V13H88ZM118 14V13H117ZM141 14V13H140ZM196 14V13H195ZM202 14V13H201ZM204 14V13H203ZM217 14V13H216ZM93 15V14H92ZM94 15H96V14H94ZM110 15H111V13H110ZM134 15V14H133ZM186 15V14H185ZM211 15H212V13H211ZM218 15V14H217ZM233 15L235 16L234 18H236V19H233V20H231L230 21V17H233ZM253 15H255V14H253ZM15 16V15H14ZM13 16V17H14ZM22 16H23V13H22ZM25 16V15H24ZM26 16H28V14H26ZM26 16H25V18H26ZM53 16V15H52ZM75 16V15H74ZM77 16V15H76ZM80 16H82V15H80ZM85 16V15H84ZM119 16V15H118ZM139 16V15H138ZM149 16V15H148ZM148 16H147V19H148ZM156 16V15H155ZM178 16V15H177ZM206 16V15H205ZM210 16V15H209ZM243 16H244V14H243ZM246 16V15H245ZM7 17V18H6ZM13 17H11L10 18V21H11V19L13 18ZM21 17V16H20ZM116 17V16H115ZM114 17V18H115ZM135 17H137V16H135ZM134 17V18H135ZM150 17V16H149ZM240 17V16H239ZM18 18V17H17ZM16 18V19H17ZM37 18H35V19H37ZM82 18V17H81ZM86 18V17H85ZM93 18V17H92ZM159 18V17H158ZM173 18V17H172ZM206 18H208L207 16H206ZM222 18V19H223ZM16 19H14V20H16ZM20 19V18H19ZM22 19H23V17H22ZM90 19V18H89ZM100 19V18H99ZM138 19V18H137ZM157 19V18H156ZM189 19V18H188ZM202 19H204V17L202 18ZM216 19V18H215ZM220 19V18H219ZM240 19V18H239ZM247 19V18H246ZM24 20V19H23ZM22 20V21H23ZM26 20V19H25ZM27 20H28V18H27ZM63 21L64 22V20H65V24L63 25V23L61 22V21ZM87 20H88V18H87ZM86 20V21H87ZM110 20V19H109ZM130 20V19H129ZM146 20V19H145ZM191 20V19H190ZM199 20H201V19H199ZM228 20H226V21H228ZM252 20V19H251ZM250 20V21H251ZM1 21H0V24H1ZM9 21V20H8ZM9 21V22H10ZM21 21V22H22ZM29 21V20H28ZM80 21V20H79ZM82 22H83V19L81 20ZM90 21V20H89ZM96 21V20H95ZM101 21V20H100ZM114 21V20H113ZM148 21V20H147ZM150 21V20H149ZM153 21V20H152ZM157 21V20H156ZM155 21V22H156ZM160 21V20H159ZM162 21V20H161ZM175 21V20H174ZM235 21V23H237ZM20 22V21H19ZM30 22V21H29ZM38 22V21H37ZM88 22V21H87ZM133 22V21H132ZM137 22V21H136ZM135 22V23H136ZM172 22V21H171ZM176 22V21H175ZM243 22V21H242ZM13 23V22H12ZM16 23V22H15ZM60 23H62V24H60ZM79 23V22H78ZM109 23V22H108ZM115 22H113V24H114ZM138 23V22H137ZM157 23V22H156ZM156 23H154V24H156ZM159 23V22H158ZM157 23V24H158ZM206 23V22H205ZM227 23V22H226ZM234 23V24H235ZM40 24V23H39ZM42 24V23H41ZM44 24H43V26H44ZM66 24V26H68L69 28L72 26H69V25H67ZM80 25H81V23H79ZM91 24V25H90ZM92 24H95V23H86V25H87V27H89L88 25H90V27H92ZM110 24H111V22H110ZM190 24V23H189ZM192 24V23H191ZM196 24V23H195ZM233 24V25H234ZM249 24V23H248ZM254 24H257V23H254ZM253 24V25H254ZM6 25V23L4 24V26ZM8 25V24H7ZM6 25V26H7ZM15 24L13 23V26H14ZM19 25H21V24H18L17 26L21 29V27L19 26ZM85 25V24H84ZM101 25V24H100ZM129 25H130V23H129ZM236 25V24H235ZM239 25V26H238ZM237 25V36H232L231 35V37H233V39L234 40H232V41H229V42H231V43H228V44H226L225 46H226V49H225V53H223L221 50V52L224 54V61L225 62H227L228 63V65H229V67L231 68V70H233V71H235L234 73L236 74V77H235V79L233 80V81H229V83H227V91H226V94L228 95V97H235L233 94H234V90H238V92H239V90H241V92H239L240 93V96H241V98H240V96L238 97V95H237V97H238V99L239 100H236L235 101V98H234V101H233V99H232V102H228L227 104H230V108L228 109L229 110V112L226 114V117H228V116H230V118H231V125H230V123H228V124H226L227 122H228V120H229V117L226 119V117H225V123H223V121L221 122V125L223 124V125H225L226 127H224V126H217V127H219V129H220V127H221V129L222 128H228L229 126H231V130L233 129H235L236 128V130H237V133H238V135L236 134V136L234 135L233 137H236V139L234 140V138L232 137V135L230 136V138L233 140H227L226 142H224V136H227V133H226V135L225 134H223V133H225V132H227V130L225 131V130H221V136H222V141L223 142H221V138H219V137H221V136H219V134H220V130H218L217 129V131L219 132H216V133H218V138H216V135L217 134H215L214 132H211V130L210 129H213V127H215L216 128V126H214V125H212L211 127L212 128H210L208 131L209 132H207V131H205L206 132V138H207V140L206 139H204L205 138V136H204V138L202 137V139L205 141V142H207L208 143V145L210 146L211 145V149H212V154H211V156L210 155H208V153L206 154V153H204V154H202V156L201 157H197V158H195V159H188L187 161H188V163H186L185 162V160H184V158H183V147H182V145H183V142L181 143L179 140H177L176 141V144L175 145H173L172 146V148H170V147H168V146H164V144H165V142H163L162 141V143H164L163 145L161 144H157L158 146V150H155V152H156V155H155V157H154V162H155V160H156V166L158 167L157 168V172H156V174H155V172H154V174L155 175H157L158 174V176H156V177H154L153 176V179L150 181L151 182V185H150V187H149V190H150V192H148V193H153V195H152V193H151V195H152V197H154L153 199L155 200V202H154V204L156 203V205H155V207L157 206V209H159V217H160V220H159V218H158V220L160 221L159 223L161 224V226H162V230L164 231V233H163V237H165L166 235L167 236H169V233H171L172 234V228H173V226H175L174 224H176L177 225V221H180V220H178L179 218H188V216L190 217V216H192L191 218H192V220L190 221L192 224H188L189 226L190 225H192V227L193 228H189V230L191 229V230H193V229H195L193 232H192V235H188L189 237H191V240L193 239V241L194 240H197V239H199V238H202V241L200 242L199 240V242H198V244L199 245H197L196 243V241H194V242H192L191 240V242L189 241V237L187 236V234L185 235L184 234V236H187L189 239H187V237H186V239L189 241V243L192 245L193 243H195L196 244V246H197V248H195V247H193V246H191V248L193 247L194 249H195V251L196 252H198V253H200V254H196V252L193 250V252H194V254H190V252L189 251H191L192 249H190V244L188 243V241H186L187 243V245H186V250L188 249V247H189V251H188V253L185 251V247H184V245H183V243L182 242H184V241H181V242H179L177 239L178 238H180V237H178L177 239L175 238V235H171L172 237H171V239H170V241L169 240H167L168 241V247H170L171 246V248L173 249V250H175L176 252H177V254H176V252H175V254L173 253V251L171 252V253H173L176 257H174V259H173V261H172V258H170L171 259V261L173 262V264H206L207 262V264H214V263H218L219 261H220V263L222 264V262H223V258L224 257H226V253H224L223 251V249L224 248H227L226 247V245L228 246V243H229V245L231 246V248L232 249H234V253H236V254H233V255H236V257L238 256L239 257V254L241 255V248H245V249H249L250 247H252V250L254 249V248H256V247H258L256 250H255V252H248V250H242V254H243V256L241 255V257L240 258H238V259H240L241 260V262L242 261H244L245 259H247V260H250V262L251 263H253V264H256V263H259V264H262V263H260V261L262 262V258L261 257H263V250H264V244H263V242H262V240L260 239L262 236H264V235H262L261 234V237L259 238V239H257V237H256V241H254V243H256L258 240H259V242L261 241L262 243H258L257 242V244H258V246H256L257 244H255V246H254V244H253V242H249V240H250V238H249V240H248V242L251 244H249V245H244L243 243L245 242V240H244V242H242V240L240 241V240H238L239 238H236L237 240H238V242H241V244L242 245H244L245 247H243L240 243V245L242 246L241 248H240V246L238 245V243L236 242V239H233L232 238V236H228L227 234V236L226 235H224V234H222V229H223V225H222V222H221V217H224V215L225 214H223V215H220L219 213H221V211L218 213V212H216L217 211V209L219 208L218 207V205H217V207H215V208H211V204L212 203H210L209 204V202H212V199H210V198H212L211 196H214L215 197V195L213 194L214 193V191H213V188H211L212 186H210V185H212L210 182H209V178L208 177H206V175H205V173L207 172L206 170H205V167H206V165L209 163V161L211 160V159H218V157H220L221 155H222V152H223V154H224V150L227 148L228 149V146L230 147H233L231 144H234V146L235 145H241V144H239V143H246L247 145H249L251 148L250 149H252V151H253V153H256V152H258V150L259 149H261L260 147H259V145H261V144H264V55L262 56V54H261V52H260V57H256V56H254V57H256V59L255 58H253L250 54L251 53H253L254 54V52L257 50L256 48V50L253 52L252 51V49H247V47L246 48H244L243 47V45H241V43L239 42V40H240V38H241V40H242V38H244L246 35H247V32L249 31V30H247L248 29V27H247V29H246V27H242L241 25H240V22H239V24ZM243 25V24H242ZM3 26V25H2ZM11 27H13L12 25H10ZM36 26V25H35ZM82 26V25H81ZM95 26V25H94ZM94 26H93V28H94ZM121 26H122V24H121ZM134 26V25H133ZM137 26V25H136ZM140 26V25H139ZM181 26V25H180ZM219 26V25H218ZM223 26V25H222ZM227 26V25H226ZM229 26V25H228ZM227 26V27H228ZM241 26V27H240ZM14 27H16V25L14 26ZM23 27V26H22ZM32 27V26H31ZM39 27V26H38ZM61 27V28H60ZM75 27V26H74ZM74 27H73V29H74ZM77 27V26H76ZM86 27V28H87ZM90 27H89V30L87 29V31H91L90 30ZM101 27V26H100ZM129 27V26H128ZM175 27V26H174ZM213 27V26H212ZM211 27V29H212V31H213V28ZM225 27V26H224ZM226 27V28H227ZM234 27H236V26H234ZM9 28V27H8ZM59 28V29H58ZM67 28V27H66ZM69 28H68V30H69ZM80 28V27H79ZM85 28V27H84ZM133 28V27H132ZM149 28V27H148ZM153 28H154V26H153ZM196 28V27H195ZM221 28H223V27H221ZM224 29L225 30V33H229V28H230V26H229V28H227V29ZM259 28V27H258ZM6 29V28H5ZM4 29V30H5ZM15 28H10V30L12 31V33L14 32V31H16V34L18 33V30H20V29H15ZM64 29H65V27H64ZM64 29H61V30H64ZM92 29V28H91ZM101 30H102V28H100ZM125 29V28H124ZM130 29V28H129ZM128 29V30H129ZM136 29V28H135ZM199 29V28H198ZM210 29V30H211ZM32 30V29H31ZM41 30V29H40ZM56 30V31H57ZM67 30V31H68ZM72 30V29H71ZM85 30V29H84ZM95 30V29H94ZM114 30V29H113ZM119 30V29H118ZM127 30V31H128ZM132 30V29H131ZM194 30V29H193ZM214 30H215V28H214ZM232 30H234V29H231V33H232ZM251 30V29H250ZM261 30V29H260ZM73 31V30H72ZM126 31V32H127ZM133 31V30H132ZM157 31V30H156ZM223 31V30H222ZM257 31V30H256ZM7 32H9V31H7ZM20 32V31H19ZM31 32V31H30ZM44 32V31H43ZM49 32V33H50ZM55 32V31H54ZM80 32H81V30H80ZM86 32V31H85ZM95 32V31H94ZM100 32V31H99ZM103 32V31H102ZM122 32V31H121ZM197 32V31H196ZM202 32V31H201ZM218 32V31H217ZM235 32V31H234ZM11 33V34H12ZM26 33V32H25ZM33 33V32H32ZM32 33H30V34H32ZM38 33V32H37ZM41 33V32H40ZM53 33V32H52ZM55 33H57V32H55ZM73 33H74V31H73ZM76 33V32H75ZM91 33H92V35H93V32L91 31ZM91 33L88 35V36H90L91 35ZM97 33V32H96ZM129 33H131V32H129ZM135 33V32H134ZM189 33V32H188ZM213 33H215L214 31H213ZM222 33V32H221ZM220 33V34H221ZM246 33V34H245ZM14 34V33H13ZM12 34V35H13ZM16 34L14 35V36H16ZM19 34V33H18ZM20 34H22V32L20 33ZM30 34H29V36H30ZM48 34V33H47ZM79 34V33H78ZM153 34V33H152ZM155 34V33H154ZM176 34V33H175ZM192 34V33H191ZM199 34V33H198ZM207 34H210V33H207ZM235 34V33H234ZM251 33H250V31H249V35H250ZM5 35V34H4ZM11 35V36H12ZM33 35V34H32ZM45 36H46V34H44ZM44 35L42 36V37H44ZM76 35V34H75ZM84 35V34H83ZM96 35V34H95ZM124 35V34H123ZM122 35V36H123ZM135 35H136V33H135ZM138 35V34H137ZM156 35V34H155ZM213 35V34H212ZM221 35H223V34H221ZM220 35V36H221ZM242 35H244V36H242ZM14 36H12V38L14 37ZM23 36V35H22ZM34 36V35H33ZM60 36V35H59ZM81 36V35H80ZM79 36V37H80ZM126 36V35H125ZM151 36V35H150ZM189 36V35H188ZM187 36V37H188ZM205 36V35H204ZM210 36V35H209ZM215 36V35H214ZM239 36H241L240 38H239ZM258 36V35H257ZM256 36V37H257ZM264 36V35H263ZM19 37V36H18ZM41 37V38H42ZM49 37V36H48ZM53 37V36H52ZM77 37V36H76ZM82 37H84V36H82ZM149 37V36H148ZM147 37V38H148ZM176 37V36H175ZM211 37V36H210ZM252 37V36H251ZM261 37V36H260ZM259 37V38H260ZM1 38H2V36H1ZM10 38V37H9ZM20 38V37H19ZM22 38V37H21ZM40 38V39H41ZM86 38V37H85ZM84 38V39H85ZM114 38V37H113ZM116 38V37H115ZM133 38H135V37H133ZM172 38V37H171ZM192 38V37H191ZM228 38V37H227ZM238 38H239V40H238ZM248 38V37H247ZM258 38V37H257ZM256 38V39H257ZM31 39H32V37H31ZM30 39V40H31ZM36 39V38H35ZM50 39H51V37H50ZM55 39V38H54ZM88 39V38H87ZM91 39V38H90ZM130 39V38H129ZM153 39H155V38H153ZM186 39V38H185ZM218 39V38H217ZM261 39V38H260ZM2 40V39H1ZM33 40V39H32ZM49 40V39H48ZM61 40V39H60ZM71 40V39H70ZM72 40L74 41V39L72 38ZM95 40V39H94ZM143 40V39H142ZM148 40H150V39H148ZM147 40V41H148ZM162 40V39H161ZM176 40V39H175ZM181 40H184V39H181ZM220 40V39H219ZM227 40H229V39H227ZM5 41V40H4ZM15 41H17V40H15ZM51 41V40H50ZM67 41V40H66ZM97 41H99V40H97ZM101 41V40H100ZM117 41H118V38H117ZM137 41V40H136ZM138 41H140V40H138ZM180 41V40H179ZM221 41V40H220ZM260 41V40H259ZM262 41V40H261ZM11 42V41H10ZM49 42V41H48ZM72 42V41H71ZM76 42V41H75ZM80 42V41H79ZM82 42V41H81ZM84 42H85V40H84ZM114 42V41H113ZM119 42V41H118ZM150 42H153V41H150ZM257 42V41H256ZM4 43V42H3ZM1 44V45H3V47L5 46L4 44ZM9 43V42H8ZM16 43V42H15ZM21 43V42H20ZM27 43V42H26ZM67 43V42H66ZM65 43V44H66ZM102 43H103V40H102ZM156 43V42H155ZM224 44H225V41L223 42ZM222 43V44H223ZM31 44V43H30ZM43 44V43H42ZM50 44V43H49ZM59 44V43H58ZM62 44V43H61ZM70 44V43H69ZM82 44V43H81ZM81 44H79V45H81ZM93 44V43H92ZM110 44V43H109ZM125 44V43H124ZM127 44V43H126ZM136 44V43H135ZM207 44V43H206ZM205 44V45H206ZM256 44V43H255ZM11 45V44H10ZM21 45V44H20ZM23 45H24V43H23ZM23 45H21V46H23ZM63 45V44H62ZM73 45V44H72ZM86 45V44H85ZM89 45V44H88ZM97 45V44H96ZM119 45V44H118ZM141 45V44H140ZM174 45V44H173ZM211 45H212V43H211ZM253 45V44H252ZM13 46L14 47H16V44H13ZM13 46H10L12 49H8V47L7 48H5L6 50H4V48H3V50L4 51H2L1 53V58L2 59H5V61L3 60V62H4V64L7 62L8 64H10V65H12V66H16V64H19V65H21V64H23V66L25 65L26 66V68L29 70H27L28 72H27V77H28V83L29 84H27V86L29 85L30 86V88L33 90V91H38V92H40V94L39 93H36L35 95H34V97L36 98L35 99V101H36V103H38V105L39 106H37L38 108H39V110H41L40 108H41V100H42V98H43V96L45 95V94H41V92H42V88H41V86L43 87V89H45V93H47L48 94V91L50 92V90H54V89H51V87H49V89H48V86H51V85H49V82H52V81H54V83H52L54 86L55 85H58L57 84V82L59 81L60 82V80H61V75H58L59 74V70L57 69V70H55L54 71V74L51 76V75H49V73H48V75H43L42 74V72H41V74H39L40 73V69H38L39 68V66H37V64L35 63V59L36 58H33L32 57V55H30L31 54V52H29V50H27L28 51V53H30L29 55H27V54H25L24 52H22V51H20V49H19V47L18 48H14ZM34 46V45H33ZM37 46V45H36ZM70 46V45H69ZM76 46V45H75ZM92 46V45H91ZM94 46V45H93ZM109 46V45H108ZM107 46V47H108ZM134 46V45H133ZM132 46V47H133ZM136 46V45H135ZM147 46V45H146ZM223 46V45H222ZM255 46H258V44L257 45H255ZM9 47V48H10ZM45 47H47V45L45 46ZM59 47V46H58ZM72 47V46H71ZM117 47V46H116ZM116 47H115V49H116ZM121 47V46H120ZM2 48V47H1ZM14 48V49H13ZM32 48V47H31ZM40 48H41V46H40ZM43 48V47H42ZM41 48V49H42ZM48 48V47H47ZM49 48H50V46H49ZM57 48V47H56ZM65 48H67V47H65ZM64 48V49H65ZM72 48H74V47H72ZM102 48V47H101ZM106 48V47H105ZM123 48V46L121 47V49ZM140 48V47H139ZM139 48H138V50H139ZM143 48V47H142ZM156 48V47H155ZM225 48V47H224ZM26 49V48H25ZM29 49V48H28ZM61 49V48H60ZM75 49V48H74ZM73 49V50H74ZM90 49V48H89ZM111 49V48H110ZM126 49V48H125ZM130 49V48H129ZM134 49V48H133ZM150 49V48H149ZM192 49V48H191ZM220 49V48H219ZM261 49V48H260ZM22 50H24V49H22ZM69 50V49H68ZM83 50V49H82ZM103 50V49H102ZM117 50V49H116ZM131 50V49H130ZM162 50V49H161ZM78 51H79V49H78ZM97 51H98V49H97ZM132 51V50H131ZM137 51V50H136ZM205 51V50H204ZM208 51V50H207ZM223 51H224V49H223ZM258 51V50H257ZM58 52V51H57ZM85 52V51H84ZM83 52V53H84ZM114 52H117V51H114ZM124 52V51H123ZM148 52H149V50H148ZM148 52H146V53H148ZM181 52V51H180ZM211 52V51H210ZM214 52V51H213ZM50 53V52H49ZM52 53V52H51ZM92 53V52H91ZM97 53V52H96ZM138 53V52H137ZM142 53V52H141ZM221 53V54H222ZM263 54H264V51L262 52ZM36 54H38V52L36 53ZM42 54V53H41ZM45 54V53H44ZM54 54V53H53ZM122 54V53H121ZM133 54V53H132ZM143 54H145V53H143ZM149 54V53H148ZM148 54H147V56H148ZM153 54V53H152ZM198 54V53H197ZM202 54H204L203 52H202ZM207 54V53H206ZM219 54H220V52H219ZM255 54H256V52H255ZM258 54V53H257ZM256 54V55H257ZM58 55V54H57ZM82 55V54H81ZM90 55V54H89ZM124 55H125V53H124ZM135 55V54H134ZM166 55V54H165ZM164 55V56H165ZM184 55V54H183ZM195 55V54H194ZM247 55H250L251 56V58H252V60L251 59H248L247 58ZM50 56H51V54H50ZM91 56V55H90ZM93 56V55H92ZM111 56V55H110ZM117 56V55H116ZM123 56V55H122ZM129 56V55H128ZM136 56V55H135ZM143 56V55H142ZM152 56V55H151ZM180 56H182V55H180ZM201 56V55H200ZM45 57H46V54H45ZM57 57V56H56ZM71 57V56H70ZM86 57V56H85ZM134 57V56H133ZM187 57V56H186ZM207 57V56H206ZM249 57V56H248ZM32 58L34 59V61L32 60ZM44 58V57H43ZM48 59L50 58L49 56L47 57ZM62 58H65V57H62ZM74 58V57H73ZM125 58V57H124ZM136 58V57H135ZM168 58H170V57H168ZM179 58V57H178ZM189 58V57H188ZM212 58V57H211ZM214 58V57H213ZM1 59V60H2ZM47 59V60H48ZM55 59V58H54ZM69 59V58H68ZM84 59V58H83ZM95 59V58H94ZM97 59V58H96ZM150 59V58H149ZM173 59H175V58H173ZM195 59V58H194ZM223 59V58H222ZM255 59V60H254ZM37 60V59H36ZM43 60V59H42ZM63 60V59H62ZM66 60V59H65ZM127 60V59H126ZM138 60V59H137ZM142 60V59H141ZM170 60H171V58H170ZM181 60V59H180ZM248 60H251V62H253V63H255V65L257 66V67H255L254 66V64H253V68L255 67V69H257V71L258 72H260L261 74H262V76L260 75V77H262V79L259 77V75H258V77H256L254 74V76L253 75H251L250 74V72H252L253 70H250V72L247 70V68L248 67H250V66H248L249 64H250V61H248ZM56 61H57V58H56ZM55 61V63H57ZM84 61V60H83ZM89 61V60H88ZM93 61H95V60H93ZM97 61V60H96ZM119 61V60H118ZM144 61V60H143ZM174 61V60H173ZM192 61V60H191ZM201 61V60H200ZM214 61V60H213ZM216 61V60H215ZM1 62L2 61H0V64H1ZM37 62V61H36ZM41 62V61H40ZM44 62V61H43ZM53 62V61H52ZM60 62V61H59ZM77 62V61H76ZM91 62V61H90ZM120 62V61H119ZM127 62V61H126ZM131 62V61H130ZM166 62V61H165ZM177 62V61H176ZM186 62V61H185ZM188 62V61H187ZM206 62H207V60H206ZM47 63V62H46ZM51 63V62H50ZM64 63V62H63ZM63 63H61V65L63 64ZM72 63V62H71ZM78 63V62H77ZM93 63V62H92ZM101 63V62H100ZM148 63V62H147ZM168 64H170L169 65V67L171 66L172 67V65H171V63H169V62H167ZM183 63V62H182ZM194 63V62H193ZM213 63V62H212ZM48 64V63H47ZM60 64V63H59ZM74 64V63H73ZM72 64V65H73ZM86 64V63H85ZM94 64V63H93ZM119 64V63H118ZM177 64V63H176ZM184 64V63H183ZM219 64V63H218ZM42 65V63L40 64V66ZM60 65V66H61ZM66 65H67V63H66ZM75 65V64H74ZM144 65V64H143ZM147 65V64H146ZM167 65V64H166ZM191 65V64H190ZM195 65V64H194ZM223 65V64H222ZM18 66V65H17ZM16 66V67H17ZM24 66V67H25ZM50 66V65H49ZM53 66V65H52ZM64 66V65H63ZM68 66V65H67ZM92 66V65H91ZM94 66V65H93ZM168 66V65H167ZM175 66V65H174ZM178 66V65H177ZM183 66V65H182ZM193 66V65H192ZM191 66V67H192ZM213 66V65H212ZM211 63H210V69H211ZM0 67H1V65H0ZM62 67V66H61ZM66 67V66H65ZM118 67H120V66H118ZM132 67H135V66H133L132 65ZM170 67V68H171ZM206 67H208V65L206 66ZM252 67V66H251ZM6 68V67H5ZM49 68V67H48ZM55 68H56V66H55ZM84 68V67H83ZM121 68H122V66H121ZM174 67H172V69L170 70L171 72H173V69ZM184 68V67H183ZM189 68V67H188ZM252 68V69H253ZM23 69V68H22ZM44 69V68H43ZM59 69H61V68H59ZM70 69V68H69ZM72 69V68H71ZM91 69V68H90ZM115 69V68H114ZM125 70H126V68H124ZM209 69V68H208ZM249 69V68H248ZM254 69V70H255ZM9 70V69H8ZM16 70V69H15ZM46 70V69H45ZM48 70V69H47ZM64 70V69H63ZM88 70V69H87ZM124 70V71H125ZM133 70V69H132ZM138 70V69H137ZM168 70V69H167ZM181 70H184V69H181ZM189 70H191V69H188V71ZM225 70H228V69H225ZM24 71H25V69H24ZM43 71V70H42ZM68 71V70H67ZM81 71V70H80ZM89 71V70H88ZM87 71V72H88ZM116 71V70H115ZM120 71V70H119ZM130 71V70H129ZM128 71V72H129ZM169 71V70H168ZM197 71V70H196ZM207 71V70H206ZM209 71V70H208ZM223 71H224V69H223ZM257 71H255V72H257ZM15 72V71H14ZM39 72V73H38ZM48 72V71H47ZM52 72V71H51ZM69 72H72L71 70H69ZM68 72V73H69ZM74 72H75V70H74ZM99 72V71H98ZM126 72V71H125ZM149 72V71H148ZM147 72V73H148ZM170 72V73H171ZM186 72V71H185ZM204 72H205V70H204ZM19 73H20V71H19ZM53 73V72H52ZM68 73H66V75L68 74ZM82 73V72H81ZM112 73V72H111ZM113 73H115V72H113ZM139 73V72H138ZM203 73V72H202ZM216 73V72H215ZM63 74V73H62ZM71 74V73H70ZM73 74H75V73H73ZM76 74H77V72H76ZM92 74V73H91ZM158 74V73H157ZM0 75H1V73H0ZM14 75V74H13ZM65 75V74H64ZM90 75V74H89ZM95 75V74H94ZM102 75V74H101ZM138 75V74H137ZM200 75V74H199ZM208 75H210V74H208ZM219 75V74H218ZM11 76V75H10ZM19 76V75H18ZM76 76V75H75ZM116 76V75H115ZM125 76H127V75H125ZM136 76V75H135ZM202 76V75H201ZM2 77V76H1ZM5 77V76H4ZM70 78H71V76H69ZM68 77V78H69ZM94 77H97V76H94ZM124 77V76H123ZM130 77V76H129ZM181 77V76H180ZM8 78V77H7ZM69 78V79H70ZM80 78V77H79ZM82 78H84V77H82ZM88 78V77H87ZM99 78V77H98ZM133 78V77H132ZM169 78H171V77H169ZM201 78V77H200ZM10 79V78H9ZM15 79V78H14ZM58 79H60V80H58ZM72 79H74V78H72ZM90 79V78H89ZM94 79V78H93ZM92 79V81L94 82L95 80H93ZM120 79V78H119ZM202 79V78H201ZM232 79V78H231ZM13 80V79H12ZM19 80H21V79H19ZM58 80V81H57ZM63 80H64V78H63ZM71 80V79H70ZM75 80H76V78H75ZM79 80V79H78ZM86 80V79H85ZM121 80V79H120ZM126 80V79H125ZM128 80V79H127ZM126 80V81H127ZM17 81V80H16ZM24 81V80H23ZM57 81V82H56ZM89 81H91V80H89ZM88 81V82H89ZM97 81V80H96ZM101 81V80H100ZM104 81H106V80H104ZM204 81H206V80H204ZM67 82H69V81H67ZM77 82V81H76ZM79 82V81H78ZM87 82V83H88ZM92 82V85L94 84ZM207 82V81H206ZM209 82V81H208ZM226 82V81H225ZM24 83V82H23ZM62 83V82H61ZM64 83V82H63ZM191 83V82H190ZM205 83V82H204ZM4 84V83H3ZM10 84V83H9ZM98 84V83H97ZM101 84V83H100ZM99 84V85H100ZM105 83H103V85H104ZM8 85V84H7ZM6 85V86H7ZM73 85V84H72ZM76 85V84H75ZM85 85V84H84ZM91 84H88V86L89 87H91L90 86ZM95 85V84H94ZM60 86V85H59ZM71 86V85H70ZM86 86H87V84H86ZM14 87V86H13ZM16 87V86H15ZM96 87V86H95ZM112 87V86H111ZM127 87V86H126ZM206 87V86H205ZM218 87V86H217ZM11 88V87H10ZM27 88V87H26ZM74 88V87H73ZM91 88H93V86L91 87ZM113 88V87H112ZM128 88H129V86H128ZM137 88V87H136ZM187 88V87H186ZM225 88V87H224ZM14 89V88H13ZM17 89V88H16ZM15 89V90H16ZM90 89V88H89ZM88 88H87V90H89ZM132 89V88H131ZM169 89V88H168ZM6 90V89H5ZM24 90V89H23ZM29 90V89H28ZM39 90H41V91H39ZM94 90V89H93ZM133 90H134V88H133ZM132 90V91H133ZM139 90V89H138ZM202 90V89H201ZM13 91V90H12ZM11 91V92H12ZM57 91H58V89H57ZM66 91V90H65ZM68 91V90H67ZM71 92L73 91V90H70ZM91 91V90H90ZM99 91V90H98ZM97 91V92H98ZM103 91V90H102ZM131 91V92H132ZM222 91V90H221ZM71 92H69V93H71ZM87 92V91H86ZM100 92V91H99ZM172 92V91H171ZM220 92V91H219ZM237 92V93H238ZM26 93V92H25ZM28 93V92H27ZM51 93H52V91H51ZM50 93V94H51ZM93 93V92H92ZM91 93V94H92ZM95 93V92H94ZM101 93H103V92H101ZM175 93V92H174ZM13 94V93H12ZM29 94V93H28ZM53 94H54V92H53ZM55 94H56V92H55ZM72 94H75L74 92L72 93ZM90 94V93H89ZM97 94V93H96ZM96 94H93V97H95V95ZM131 94V93H130ZM200 94V93H199ZM235 94H236V92H235ZM7 95V94H6ZM32 95V94H31ZM86 95H87V93H86ZM98 95V94H97ZM111 95H112V91L110 90V89H108L107 91H105L101 96H102V98H101V101L100 102H98V104L97 105H99V103H101L102 102V105L104 106V108L103 109H112V106L110 105V99H111ZM116 95V94H115ZM12 96V95H11ZM50 96H52V95H50ZM54 96V95H53ZM57 96V95H56ZM125 96V95H124ZM175 96V95H174ZM18 97V96H17ZM26 97V96H25ZM24 97V98H25ZM33 97V98H34ZM46 97V96H45ZM68 97V96H67ZM71 97H72V95H71ZM91 97V96H90ZM117 97V96H116ZM196 97V96H195ZM199 97V96H198ZM230 97V98H231ZM7 98H8V96H7ZM13 98V97H12ZM11 98V99H12ZM15 98V97H14ZM27 98V97H26ZM30 98H32V96H30ZM48 98V96L46 97V99ZM51 98V97H50ZM53 98V97H52ZM55 98V97H54ZM59 98V97H58ZM84 98V97H83ZM1 99V98H0ZM10 99V98H9ZM17 99V98H16ZM15 99V100H16ZM19 99V98H18ZM57 99V98H56ZM95 99H97V98H95ZM99 99V98H98ZM113 99V98H112ZM134 99V98H133ZM153 99V98H152ZM176 99H177V97H176ZM45 100V99H44ZM48 100V99H47ZM87 100V99H86ZM128 100V99H127ZM131 100V99H130ZM175 100V99H174ZM221 100H222V98H221ZM18 101V100H17ZM31 101V100H30ZM34 101V100H33ZM69 101H71V100H69ZM92 101H94V100H92ZM91 101V102H92ZM96 101V100H95ZM119 101V100H118ZM132 101V100H131ZM136 101V100H135ZM159 101V100H158ZM179 101V100H178ZM230 101V100H229ZM50 102V101H49ZM59 102V101H58ZM129 102V101H128ZM133 102V101H132ZM221 102V101H220ZM10 103V102H9ZM17 103V102H16ZM25 103V102H24ZM35 103V102H34ZM45 103V102H44ZM63 103V102H62ZM90 103V102H89ZM93 103V102H92ZM142 103V102H141ZM148 103V102H147ZM233 103V104H232ZM23 104V103H22ZM21 104V105H22ZM46 104V103H45ZM55 104V103H54ZM72 104V103H71ZM79 104V103H78ZM136 104V103H135ZM42 105H43V100H42ZM58 105V104H57ZM131 105V104H130ZM144 105V104H143ZM7 106V105H6ZM13 106V105H12ZM31 106V105H30ZM45 106V105H44ZM80 106V105H79ZM95 106V105H94ZM113 106H115V105H113ZM158 106V105H157ZM170 106V105H169ZM11 107V106H10ZM14 107V106H13ZM27 107V106H26ZM29 107V106H28ZM55 107V106H54ZM57 107V106H56ZM97 107V106H96ZM98 107H100V106H98ZM121 107V106H120ZM131 107V106H130ZM209 107V106H208ZM46 108V107H45ZM81 108H85L86 109V107H81ZM81 108H80V110L79 111H81ZM128 108V107H127ZM227 108V107H226ZM8 109V108H7ZM91 109V108H90ZM101 109H102V107H101ZM166 109V108H165ZM9 110V109H8ZM21 110V109H20ZM32 110V109H31ZM52 110V109H51ZM3 111V110H2ZM43 111V110H42ZM45 111V110H44ZM75 111V110H74ZM92 111V110H91ZM124 111V110H123ZM129 111V110H128ZM141 111V110H140ZM185 111H186V109H185ZM189 111V110H188ZM210 111H211V108H210ZM209 111V112H210ZM213 111V110H212ZM38 112V111H37ZM57 112V111H56ZM59 112H61V111H59ZM85 112V111H84ZM87 112V111H86ZM85 112V113H86ZM89 112H90V110H89ZM117 112H118V110H117ZM120 112V111H119ZM126 112H127V110H126ZM171 112V111H170ZM209 112H207V113H209ZM49 113V112H48ZM70 113V112H69ZM92 113V112H91ZM91 113H89V114H91ZM111 113V112H110ZM139 113V112H138ZM169 113V112H168ZM188 113V112H187ZM223 113L224 112H222V115H221V117H223ZM10 114V113H9ZM12 114V113H11ZM15 114V113H14ZM29 114V113H28ZM93 114V113H92ZM108 114V113H107ZM114 114V113H113ZM189 114V113H188ZM206 114V113H205ZM221 114V113H220ZM53 115V114H52ZM121 115H125V113H123V114H121ZM121 115H113V118L116 120L117 118L120 120V119H123L124 117L123 116H121ZM157 115V114H156ZM166 115V114H165ZM168 115V114H167ZM170 115V114H169ZM174 115V114H173ZM211 115V114H210ZM11 116H13V114L11 115ZM23 116V115H22ZM29 116V115H28ZM38 116H40V113L38 114ZM57 116V115H56ZM65 116V115H64ZM138 116V115H137ZM151 116V115H150ZM20 117V116H19ZM123 117V118H122ZM126 117V116H125ZM174 117V116H173ZM177 117V116H176ZM208 117V116H207ZM40 118V117H39ZM46 118V117H45ZM65 118V117H64ZM63 118V119H64ZM75 118V117H74ZM108 118V117H107ZM127 118V117H126ZM134 118V117H133ZM145 118V117H144ZM143 118V119H144ZM186 118V117H185ZM219 118H220V116H219ZM218 118V115H217V113H216V115H215V119H219ZM23 119V118H22ZM71 119H72V117H71ZM108 119H110V118H108ZM187 119V118H186ZM214 119V121L216 122L215 124L217 125V123H218V121H220V120H215ZM221 120H224V118H220ZM16 120V119H15ZM27 120V119H26ZM41 120H43V118L41 119ZM115 120H113V122L115 121ZM142 120V119H141ZM185 120V119H184ZM194 120V119H193ZM3 121V120H2ZM63 121V120H62ZM61 121V122H62ZM112 121V120H111ZM135 121H136V118H135ZM169 121V120H168ZM182 121V120H181ZM214 121L213 122H211V123H214ZM230 121V120H229ZM44 122V121H43ZM50 122V121H49ZM66 122V121H65ZM117 122H119L118 120H117ZM123 122V121H122ZM190 122V121H189ZM192 122V121H191ZM47 123V122H46ZM179 123V122H178ZM16 124V123H15ZM26 124V123H25ZM69 124V123H68ZM73 124V123H72ZM177 124V123H176ZM185 124V123H184ZM220 124V123H219ZM218 124V125H219ZM51 125V124H50ZM76 125V124H75ZM74 124H73V126L72 127H74L75 126ZM121 125V124H120ZM182 125V124H181ZM187 125V124H186ZM232 125L234 126V128L232 127ZM106 126V125H105ZM112 126V125H111ZM114 126V125H113ZM155 126V125H154ZM170 126V125H169ZM62 127V126H61ZM68 127V126H67ZM66 127V128H67ZM71 127V126H70ZM79 127V126H78ZM118 127H119V125H118ZM167 127V126H166ZM174 127H175V125H174ZM184 127V126H183ZM197 127V126H196ZM5 128V127H4ZM40 128V127H39ZM110 128V127H109ZM114 128V127H113ZM134 128V127H133ZM141 128V127H140ZM159 128V127H158ZM157 128V129H158ZM179 128V127H178ZM188 128V127H187ZM202 128V127H201ZM230 128V127H229ZM50 129V128H49ZM91 129V128H90ZM135 129V128H134ZM176 129V128H175ZM192 129V128H191ZM198 129H199V126H198ZM45 130V129H44ZM43 130V131H44ZM77 130V129H76ZM108 130V129H107ZM113 130V129H112ZM122 130V129H121ZM132 130V129H131ZM136 130V129H135ZM142 130V129H141ZM156 130V129H155ZM169 130V129H168ZM196 130V129H195ZM200 130V129H199ZM214 130V129H213ZM230 130V131H231ZM232 130V131H233ZM235 130V131H236ZM51 131V130H50ZM67 131V130H66ZM72 131V130H71ZM84 131V130H83ZM82 131V132H83ZM104 131H105V129H104ZM114 131V130H113ZM112 131V132H113ZM116 131V130H115ZM140 131V130H139ZM203 131H204V129H203ZM222 131H223V133H222ZM231 131V132H232ZM31 132V131H30ZM38 132V131H37ZM78 132V131H77ZM108 132V131H107ZM122 132H124V131H122ZM158 132H159V130H158ZM161 132V131H160ZM159 132V133H160ZM164 132V131H163ZM204 132V133H205ZM8 133V132H7ZM19 133V132H18ZM53 133V132H52ZM109 133V132H108ZM131 133V132H130ZM148 133H150V132H148ZM147 133V134H148ZM165 133V132H164ZM195 133V132H194ZM193 133V134H194ZM203 133V132H202ZM24 134V133H23ZM44 134V133H43ZM73 134V133H72ZM75 134V133H74ZM78 134V133H77ZM110 134V133H109ZM108 134V135H109ZM124 135H126V133H123ZM129 134V133H128ZM186 134V133H185ZM189 134V133H188ZM201 134V133H200ZM232 134V133H231ZM234 134V133H233ZM4 135V134H3ZM34 135V134H33ZM32 135V136H33ZM36 135V134H35ZM47 135V134H46ZM61 135V134H60ZM92 135V134H91ZM123 135V136H124ZM135 135V134H134ZM140 135V134H139ZM160 135V134H159ZM165 135V134H164ZM168 135V134H167ZM228 135H230L229 133H228ZM27 136V135H26ZM38 136V135H37ZM50 136H51V134H50ZM68 136V135H67ZM74 136V135H73ZM72 136V137H73ZM84 136H85V134H84ZM106 136H107V133H106ZM111 136V135H110ZM157 136V135H156ZM166 136V135H165ZM177 136V135H176ZM190 136H192V135H190ZM189 136V137H190ZM196 136V135H195ZM35 137V136H34ZM39 137V136H38ZM54 137V136H53ZM61 137V136H60ZM64 137V136H63ZM62 137V138H63ZM77 137V136H76ZM94 137V136H93ZM169 137V136H168ZM189 137H188V139H189ZM193 137H194V135H193ZM14 138V137H13ZM23 138V137H22ZM32 138V137H31ZM47 138V137H46ZM86 138V137H85ZM107 138V137H106ZM110 138H112V137H110ZM147 138V137H146ZM184 138V137H183ZM226 138V137H225ZM228 139H229V137H227ZM226 138V139H227ZM20 140H21V138H19ZM24 139H25V137H24ZM76 139V138H75ZM95 139V138H94ZM93 139V140H94ZM109 139V138H108ZM143 139V138H142ZM151 139V138H150ZM196 139H197V137H196ZM201 139V138H200ZM216 139H218L217 140V142H216ZM225 139V140H226ZM3 140V139H2ZM1 140V141H2ZM56 140V139H55ZM103 140V139H102ZM162 140H164V138L162 139ZM166 140H167V138H166ZM165 140V141H166ZM183 140V139H182ZM186 140V139H185ZM192 140V139H191ZM0 141V142H1ZM18 141V140H17ZM22 141V140H21ZM87 141V138H86V140H84V142H86ZM109 141H110V139H109ZM155 141V140H154ZM161 141V140H160ZM197 141V140H196ZM203 141V142H204ZM50 142V141H49ZM58 142V141H57ZM65 142V141H64ZM76 142V141H75ZM90 142V140L88 141V143ZM135 142H136V140H135ZM167 142V141H166ZM172 142V141H171ZM192 142V141H191ZM202 142V143H203ZM23 143H24V141H23ZM29 143V142H28ZM37 143V142H36ZM53 143V142H52ZM62 143V142H61ZM74 143V142H73ZM97 143V142H96ZM95 143V144H96ZM170 143V142H169ZM207 143H206V145H207ZM210 143V144H209ZM17 144H19L18 142L16 143V141H15V139H13L11 142H10V150L13 152V150H14V152H13V154H18L20 151H18L17 153H16V151H15V149H18V150H20L21 148H20V144L17 146ZM22 144V143H21ZM25 144V143H24ZM70 144V143H69ZM75 144V143H74ZM82 144V143H81ZM86 144H87V142H86ZM227 144H229V145H227ZM243 144V145H244ZM50 145V144H49ZM53 145V144H52ZM71 146L73 145V144H70ZM69 145V146H70ZM76 146H78L79 144L77 143V144H75ZM74 145V146H75ZM84 145V144H83ZM88 145V144H87ZM101 145V144H100ZM242 145V146H243ZM22 146V145H21ZM74 146H72V147H74ZM75 146V147H76ZM81 146V145H80ZM153 146V145H152ZM227 146V147H226ZM241 146V147H242ZM17 147V148H16ZM20 149H19V148ZM32 147V146H31ZM74 147V149H78V148H75ZM94 147V146H93ZM141 147V146H140ZM139 147V148H140ZM188 147V146H187ZM231 147H230V149H231ZM241 147H238L237 148V150L238 149H240V154H238L235 150H234V148H233V150H234V152H236L237 153V159H238V155H243L242 153H241ZM262 147H264V146H262ZM35 148V147H34ZM43 148V147H42ZM47 148V147H46ZM50 148V147H49ZM90 148V147H89ZM88 148V149H89ZM138 148V149H139ZM259 148V149H258ZM7 149H8V147H7ZM31 149H33V148H31ZM40 149V148H39ZM68 149V148H67ZM81 149V148H80ZM86 149V148H85ZM156 149V148H155ZM192 149V148H191ZM226 149V150H227ZM244 149V148H243ZM242 149V150H243ZM3 150V149H2ZM22 150V149H21ZM56 150V149H55ZM72 150H73V148H72ZM245 150V149H244ZM243 150V151H244ZM24 151V150H23ZM85 150H83V152H84ZM88 151V150H87ZM151 151V150H150ZM184 151H185V149H184ZM186 151H187V149H186ZM229 151V150H228ZM250 151L251 150H249V151H246V152H248L247 154H251L250 153ZM260 151H263L262 149L260 150ZM11 152V153H12ZM32 152V151H31ZM47 152V151H46ZM53 152V151H52ZM72 152H74V151H72ZM77 152V151H76ZM81 152V151H80ZM82 152V153H83ZM154 152V153H155ZM192 152V151H191ZM195 152V151H194ZM238 152H239V150H238ZM246 152H245V158H246ZM8 153V152H7ZM6 153V154H7ZM34 153H35V151H34ZM153 153V152H152ZM193 153V152H192ZM236 153H233V154H235L236 155ZM252 153V154H253ZM261 153V152H260ZM260 153H259V155H260ZM5 154V153H4ZM4 154H2V155H4ZM25 154H28V152L27 153H25ZM51 154V153H50ZM49 154V155H50ZM74 154V153H73ZM87 154H88V152H87ZM90 154V153H89ZM93 154V153H92ZM150 154V153H149ZM198 154V153H197ZM231 154V153H230ZM1 155V154H0ZM30 155H31V153H30ZM30 155H28V156H30ZM35 155V154H34ZM145 155V154H144ZM192 155V154H191ZM256 155V154H255ZM263 155V154H262ZM10 156V155H9ZM20 156H21V153H20ZM19 156V159H21V157ZM37 156V155H36ZM41 156V155H40ZM46 156V155H45ZM51 156V155H50ZM66 156V155H65ZM70 156V155H69ZM75 156H77V155H75ZM90 156V155H89ZM227 156V155H226ZM231 156V155H230ZM239 156V157H240ZM252 155H250V157H251ZM254 156V155H253ZM264 156V155H263ZM262 156V157H263ZM13 157H15V156H13ZM17 157V156H16ZM73 157V156H72ZM92 157V156H91ZM185 157H187L186 155H185ZM257 157V156H256ZM25 158V157H24ZM28 159H29V157H27ZM33 158V157H32ZM49 158V157H48ZM60 158V157H59ZM77 158V157H76ZM160 158L161 159H163V161H160ZM189 158V157H188ZM245 158H244V156H243V161H242V159H241V157H240V159L241 160H239V166L238 167H240L241 168V170L242 169H244V170H247L248 172H251V170H252V167L251 166H253V164L251 165L250 163H249V165H248V167H247V163H246V161H245ZM18 159V158H17ZM18 159V160H19ZM84 159V158H83ZM158 159H159V161H158ZM258 158H256V160H257ZM262 159V158H261ZM264 159V158H263ZM6 160V159H5ZM16 160V159H15ZM24 160V159H23ZM25 160H27L26 158H25ZM63 160V159H62ZM76 160V159H75ZM153 160V159H152ZM182 160V161H181ZM228 160V159H227ZM248 160H250V159H248ZM17 161V160H16ZM15 161V162H16ZM30 161V160H29ZM52 161V160H51ZM81 161V160H80ZM86 161V160H85ZM179 161H181V162H183L184 161V163H185V167L184 168H186V170L188 171V175H186V177L185 178H181V177H176V178H180L178 181H180L181 180V182L182 183H184V180H186L187 182H185L184 184H182V183H180V185L177 187H175L174 186V183L175 182H177V179L175 180L174 178H172L174 181H172V180H170V178H169V183H168V185L169 186H164V183H165V181H164V179H165V176L167 177V175H168V173L170 172H172L173 170H170V169H175V168H177V167H179V166H177V167H175V168H170L171 166H176V165H179V164H182L181 162H179ZM41 162V161H40ZM91 162V161H90ZM153 162V163H154ZM251 162V161H250ZM18 163V162H17ZM17 163H16V165H17ZM23 163V162H22ZM27 163V161L25 162V163H23V164H26ZM32 163V162H31ZM53 163V162H52ZM57 163V162H56ZM73 163V162H72ZM77 163V162H76ZM75 163V164H76ZM154 163V164H155ZM178 163V164H177ZM10 164V163H9ZM29 164V163H28ZM33 164V163H32ZM41 164V163H40ZM48 164V163H47ZM87 164V163H86ZM93 164V163H92ZM176 164V165H175ZM212 164V163H211ZM261 164V163H260ZM21 165V164H20ZM20 165H17V166H20ZM44 165V164H43ZM42 165V166H43ZM219 165V164H218ZM228 165H230V162H229V164H227L226 166H228ZM256 165V164H255ZM257 165L259 166V164L257 163ZM256 165V166H257ZM28 166V165H27ZM30 166V165H29ZM62 166V165H61ZM88 166V165H87ZM150 166V165H149ZM182 166L183 165H181L180 166V168H182ZM236 166V165H235ZM262 166V165H261ZM14 167V166H13ZM25 167H26V165H25ZM44 167V166H43ZM75 167V166H74ZM89 167V166H88ZM93 167V166H92ZM152 167H154L153 165H152ZM217 167V166H216ZM231 167H233V166H231ZM264 167V166H263ZM17 168V167H16ZM20 168V167H19ZM30 168V167H29ZM57 168V167H56ZM209 168V167H208ZM223 168V167H222ZM234 168V167H233ZM254 168V167H253ZM23 169V168H22ZM25 169V168H24ZM34 169V168H33ZM51 169V168H50ZM69 169H70V167H69ZM97 169V168H96ZM190 169H192L193 170V172L190 174ZM218 169V168H217ZM228 169H230L231 170V168H228ZM239 169V168H238ZM238 169L236 170V167H235V170H236V172L238 171ZM259 169V168H258ZM7 170V169H6ZM8 170H11V168H8ZM88 170V169H87ZM106 170V169H105ZM214 170V169H213ZM221 170V169H220ZM240 170V169H239ZM240 170V171H241ZM19 171V170H18ZM23 171V170H22ZM21 171V172H22ZM52 171H54V170H52ZM80 171V170H79ZM94 171V170H93ZM104 171V170H103ZM108 171V170H107ZM156 171V170H155ZM175 171V170H174ZM214 171H217L216 169L214 170ZM213 171V172H214ZM222 171V170H221ZM224 171V172H223ZM223 171L222 172H219V173H217L216 172V174H218L217 176L219 177H217L215 180H222V181H224L225 183H227L229 186H232V185H234L235 184V180H236V178H234L233 177V175L231 174V172H228L227 171V169H223ZM239 171V172H240ZM257 171V170H256ZM3 172V171H2ZM5 172V171H4ZM12 172V171H11ZM41 172V171H40ZM48 172H49V170H48ZM77 172V171H76ZM81 172V171H80ZM205 172V173H204ZM7 173H9V172H7ZM25 173V172H24ZM169 173V174H170ZM180 173V172H179ZM238 173V172H237ZM243 173H244V171H243ZM242 173V174H243ZM253 173V172H252ZM259 173V172H258ZM263 173V172H262ZM1 174V173H0ZM81 174H83V173H81ZM90 174V173H89ZM103 174V173H102ZM153 174V175H154ZM178 174V173H177ZM213 174V173H212ZM212 174H210V175H212ZM216 174H214V176H216ZM240 174V173H239ZM251 174V173H250ZM254 174V173H253ZM257 174V173H256ZM10 175H11V173H10ZM12 175H13V173H12ZM11 175V176H12ZM16 175H17V173H16ZM15 175V176H16ZM38 175V174H37ZM51 175V174H50ZM66 175V174H65ZM100 175V174H99ZM208 175V174H207ZM241 175V174H240ZM239 175V176H240ZM263 174H257V176L258 177H256L255 175H254V177H253V179H251V180H249L248 181V183L250 182V183H252V184H256V183H263L264 184V177L262 176ZM15 176H13V177H15ZM22 176H23V174H22ZM62 176V175H61ZM170 176V175H169ZM185 176V175H184ZM235 176H236V173H235ZM243 176V175H242ZM251 176V175H250ZM4 177V176H3ZM2 177V178H3ZM38 177V176H37ZM40 177V176H39ZM47 177V176H46ZM58 177V176H57ZM67 177H68V175H67ZM66 177V178H67ZM175 177V176H174ZM212 177V176H211ZM256 177V178H255ZM6 178V177H5ZM25 178V177H24ZM250 178V177H249ZM1 179V178H0ZM23 179V178H22ZM27 179V178H26ZM95 179V178H94ZM110 179V178H109ZM112 179V178H111ZM150 179V178H149ZM209 179V180H208ZM213 179V178H212ZM241 179H242V177H241ZM248 179V178H247ZM1 180H3L5 183H9V182H6V181H9L8 180V178H7V180L6 179H1ZM14 180H15V178H14ZM14 180H13V178H12V181H13V183L14 184H12V185H14L15 186V184L17 183V182H19V180H21V179H19L16 183L14 182ZM46 180V179H45ZM106 180H107V178H106ZM113 180V179H112ZM111 180V181H112ZM166 180V179H165ZM168 180V179H167ZM244 180H246V179H244ZM3 181H0V185H1V182H3ZM11 181V179H10V182H12ZM22 181V180H21ZM21 181L19 182V183H21ZM100 181V180H99ZM109 181V180H108ZM174 182L173 183V185H170V183L171 182ZM238 181H240L239 179H238ZM2 183L3 184V186L5 185V183ZM32 182V181H31ZM37 182V181H36ZM50 182V181H49ZM101 182H103V181H101ZM216 182V181H215ZM218 182V181H217ZM216 182V184H218ZM244 182H246V181H244ZM28 183V182H27ZM52 183V182H51ZM60 183V182H59ZM104 183V182H103ZM178 184H179V182H177ZM177 183H175V184H177ZM210 183V184H209ZM220 183H222V182H220ZM9 184H11V183H9ZM34 184V183H33ZM58 184V183H57ZM62 184V183H61ZM119 184V183H118ZM122 184V183H121ZM134 184V183H133ZM136 184V183H135ZM134 184V185H135ZM146 183H144V185H145ZM172 184V183H171ZM182 184V185H181ZM224 184V183H223ZM222 184V185H223ZM240 184V183H239ZM242 184V183H241ZM254 184V185H255ZM7 185V184H6ZM17 185V184H16ZM105 185V184H104ZM106 185H107V183H106ZM167 185V184H166ZM218 185H220V184H218ZM225 185V184H224ZM223 185V186H224ZM257 185V184H256ZM8 186V185H7ZM6 186V187H7ZM49 186V185H48ZM86 186V185H85ZM111 186V185H110ZM120 186V185H119ZM133 186V185H132ZM146 186V185H145ZM170 186H174V188L173 187H170ZM213 186H214V184H213ZM239 186V185H238ZM251 185H249V187H250ZM262 186V185H261ZM9 187V186H8ZM13 187V186H12ZM18 187V186H17ZM20 187H22L21 185H20ZM28 187V186H27ZM38 187V186H37ZM137 187V186H136ZM161 187V188H160ZM227 188H228V186H226ZM225 187V188H226ZM2 187L0 186V207H1V209L3 208L4 210H6L5 208L8 206L7 204H6V202H4L6 199H7V197L8 196H5L6 198H5V200L3 199V197H2V193L3 192H1L2 191V189H1ZM4 188V187H3ZM11 188V187H10ZM9 188V189H10ZM53 188V187H52ZM87 188V187H86ZM117 188V187H116ZM143 188V187H142ZM147 188H148V186H147ZM216 188V187H215ZM247 188V185L245 186V187H241L240 188V190H241V192L243 193V195L244 194H247L248 193V190L246 189ZM4 189H6V188H4ZM12 189H14V187L12 188ZM21 189V188H20ZM23 189H25V188H23ZM29 189V188H28ZM40 189V188H39ZM51 189V188H50ZM106 189V188H105ZM120 189H121V187H120ZM141 189V188H140ZM238 189V188H237ZM236 189V190H237ZM250 189H251V187H250ZM27 190V189H26ZM32 190V189H31ZM96 190H97V188H96ZM100 190H102V189H100ZM133 190V189H132ZM136 190H138V188H136ZM217 190H219V188L217 189ZM216 190V191H217ZM228 190V189H227ZM255 190V189H254ZM257 190V189H256ZM7 191H8V188H7ZM10 192H12V191H14V190H9ZM8 191V192H9ZM19 191H21V190H19ZM42 191V190H41ZM41 191H39V192H41ZM52 191V190H51ZM127 191V190H126ZM144 191V190H143ZM222 191V190H221ZM226 191V190H225ZM232 191H234V190H232ZM250 191H252V190H250ZM6 192V191H5ZM7 192V193H8ZM9 192V193H10ZM15 192V191H14ZM14 192H12L11 193V195L10 196H12V195H14ZM28 192V191H27ZM105 192H108V191H105ZM104 192V193H105ZM115 192V191H114ZM119 192V191H118ZM129 192V191H128ZM220 192V191H219ZM219 192H218V194H219ZM228 192V191H227ZM226 192V193H227ZM235 192V191H234ZM253 192V191H252ZM252 192H250L251 194H255V193H252ZM7 193H5V194H7ZM17 193H19V192H15V194H17ZM21 193V192H20ZM20 193L18 194V196L20 195ZM23 193V192H22ZM30 193H31V191H30ZM69 193V192H68ZM90 193V192H89ZM121 193V192H120ZM236 193V192H235ZM238 193V192H237ZM256 193H257V191H256ZM4 194V195H5ZM126 194H128V193H126ZM130 194H132V191H131V193ZM249 195V196H252V195ZM23 195V194H22ZM26 195V194H25ZM25 195H24V197H25ZM33 195H35V194H33ZM49 195V194H48ZM146 195V194H145ZM228 195V194H227ZM236 195V194H235ZM257 195H258V193H257ZM257 195H255V196H257ZM16 196V195H15ZM17 196V197H18ZM29 196V195H28ZM39 196V195H38ZM71 196V195H70ZM78 196V195H77ZM133 196H134V194H133ZM138 196V195H137ZM223 196V195H222ZM255 196L253 197L252 196V199H254L255 198ZM27 197V196H26ZM26 197H25V199H26ZM29 197H31V196H29ZM33 197V199H34V196H32ZM52 197V196H51ZM57 197V196H56ZM62 197V196H61ZM72 197V196H71ZM111 197V196H110ZM120 197V196H119ZM122 197V196H121ZM125 197V196H124ZM136 197V196H135ZM134 197V198H135ZM149 197V196H148ZM219 197H220V195H219ZM232 197H233V195H232ZM13 198V197H12ZM11 197H10V199H12ZM43 197H41V199H42ZM78 198V197H77ZM109 198V197H108ZM130 198H132L131 196H130ZM151 198V197H150ZM149 198V199H150ZM236 198V197H235ZM251 198V197H250ZM260 198V197H259ZM262 198V197H261ZM16 199V197L14 198V200ZM20 198H18V200H19ZM30 199V198H29ZM32 199V200H33ZM46 199V198H45ZM59 199V198H58ZM57 199V201H59ZM138 199V198H137ZM148 199V200H149ZM209 199L211 200V201H209ZM214 199V198H213ZM239 199V198H238ZM256 199V198H255ZM258 199V198H257ZM256 199V200H257ZM7 200H9V199H7ZM37 200H40L39 199V197H38V199H36V202H37ZM60 200H62V199H60ZM65 200V199H64ZM71 200V199H70ZM79 200H81V199H79ZM87 200V199H86ZM113 200V199H112ZM216 200V199H215ZM218 200V199H217ZM231 200V199H230ZM229 200V201H230ZM232 200H234V199H232ZM260 200V199H259ZM258 200V201H259ZM264 200V199H263ZM31 201V200H30ZM29 201V202H30ZM41 201V200H40ZM40 201H38V202H40ZM43 201V200H42ZM46 201H48V200H46ZM89 201V200H88ZM117 201V200H116ZM135 201V200H134ZM142 201V200H141ZM238 201V200H237ZM3 202H4V204H5V206L6 207H4V205H3ZM20 202V201H19ZM24 202V201H23ZM27 202V201H26ZM33 202H35V200L33 201ZM32 202V203H33ZM35 202V203H36ZM38 202L36 203L37 204V207H38ZM45 202V201H44ZM50 202V201H49ZM65 202V201H64ZM90 202V201H89ZM109 202V201H108ZM111 202V201H110ZM127 202V201H126ZM130 203H129V205H132V202L131 201H129ZM139 202V201H138ZM243 202V201H242ZM253 202H254V200H253ZM257 202V201H256ZM255 202V203H256ZM17 203V202H16ZM22 203V202H21ZM66 203V202H65ZM135 205H133V206H135V208H133V211L136 213V211L135 210H139V209H136V208H138L137 207V205L138 204H140V203H138L137 204V200L135 201V202H133ZM220 203V202H219ZM231 203V202H230ZM251 203V202H250ZM254 203V204H255ZM260 203H261V201H260ZM259 203V204H260ZM28 204H30V203H28ZM40 204V203H39ZM41 204H44V203H42L41 202ZM48 204V203H47ZM53 204V203H52ZM92 204V203H91ZM109 204V203H108ZM154 204H152V205H154ZM223 204V203H222ZM257 204V203H256ZM31 205V204H30ZM100 205V204H99ZM106 205V204H105ZM112 205V204H111ZM123 205V204H122ZM128 205V206H129ZM146 205V204H145ZM226 205H229V204H226ZM262 205V204H261ZM15 206H17V205H15ZM21 206H22V204H21ZM43 206V205H42ZM41 206V207H42ZM44 206H45V204H44ZM44 206H43V208H44ZM139 206V205H138ZM150 206V205H149ZM230 206V205H229ZM8 207H10V206H8ZM19 207V206H18ZM23 207V206H22ZM31 207V206H30ZM106 207V206H105ZM124 207V206H123ZM144 207V206H143ZM228 206H226V208H227ZM234 207H235V205H234ZM252 207V206H251ZM257 207V206H256ZM262 207V206H261ZM11 208H12V206H11ZM27 208H29V207H27ZM40 208V207H39ZM72 208V207H71ZM70 208V209H71ZM87 208V207H86ZM125 208V207H124ZM128 207L126 206V209H127ZM140 208V207H139ZM255 208V207H254ZM264 208V207H263ZM20 209V208H19ZM48 209V208H47ZM93 209V208H92ZM125 209V210H126ZM129 209V208H128ZM127 209V210H128ZM135 209V210H134ZM141 209V208H140ZM215 209V211H213V210ZM228 209V208H227ZM249 209H250V207H249ZM9 210V209H8ZM29 210H31L30 208H29ZM33 210V209H32ZM119 210V209H118ZM124 210V209H123ZM257 210V209H256ZM2 211V210H1ZM10 211V210H9ZM12 211V210H11ZM10 211V212H11ZM21 211V210H20ZM19 211V212H20ZM24 211V210H23ZM26 211V210H25ZM37 211H38V209H37ZM47 211V210H46ZM68 211V210H67ZM130 211V210H129ZM152 211V210H151ZM222 211H224V212H226L225 211V206H222ZM253 211H255V210H253ZM9 212V213H10ZM27 212H28V210H27ZM36 212V211H35ZM39 212H40V210H39ZM42 212H43V210H42ZM95 212V211H94ZM109 212V211H108ZM256 212V211H255ZM15 213V212H14ZM61 213V212H60ZM116 213V212H115ZM130 213V212H129ZM242 213V212H241ZM264 213V212H263ZM19 214V213H18ZM30 214V213H29ZM63 214H65V212L63 213ZM132 214V213H131ZM222 214V213H221ZM229 214V213H228ZM259 211H258V213H257V216L259 217ZM1 215V214H0ZM14 215V214H13ZM20 215V214H19ZM60 215V214H59ZM71 215V214H70ZM119 215H120V213H119ZM245 215V214H244ZM22 216V215H21ZM24 216V215H23ZM32 215H30V217H31ZM66 216V215H65ZM72 216V215H71ZM106 216V215H105ZM116 216V215H115ZM135 216V215H134ZM227 216V215H226ZM226 216H225V219H226ZM254 216V215H253ZM262 216V215H261ZM264 216V215H263ZM25 217V216H24ZM23 217V218H24ZM28 217H29V215H28ZM46 217V216H45ZM139 218H140V216H138ZM137 217V218H138ZM233 217V216H232ZM239 217V216H238ZM244 217V216H243ZM243 217H242V219H243ZM27 217H25V219H26ZM47 218H49V217H47ZM53 218H55V217H53ZM75 218V217H74ZM105 218V217H104ZM108 218V217H107ZM117 218V217H116ZM121 218V217H120ZM191 218H188L189 220L191 219ZM194 218H195V220H194ZM237 218V217H236ZM241 218V217H240ZM253 218V217H252ZM251 218V219H252ZM43 219V218H42ZM59 219H61V218H59ZM133 219V218H132ZM154 219V218H153ZM224 219V218H223ZM261 219V218H260ZM263 219V218H262ZM2 220V219H1ZM33 220V219H32ZM45 219H43V221H44ZM67 220V219H66ZM71 220V219H70ZM99 220V219H98ZM106 220V219H105ZM122 220V219H121ZM124 220H125V217H124ZM137 220V219H136ZM157 220V221H158ZM182 220V219H181ZM184 220H186V219H184ZM188 220V221H189ZM194 220V221H193ZM227 220V219H226ZM247 220V219H246ZM255 220H256V218H255ZM254 219H253V224L255 225V221ZM13 221V220H12ZM27 221V220H26ZM75 221V220H74ZM112 221V220H111ZM154 221V220H153ZM187 221V220H186ZM186 221H184V223H182V226H180V224L178 225L179 227H182V229L184 228V227H186L185 226V222ZM193 221V222H192ZM1 222H3V221H1ZM101 222V221H100ZM125 222V221H124ZM181 222V221H180ZM195 222V223H194ZM229 222V221H228ZM250 222V221H249ZM7 223H8V221H7ZM35 223V222H34ZM42 222L40 221V223H38V224H41ZM45 223V222H44ZM112 223V222H111ZM116 223V222H115ZM118 223V222H117ZM187 223H189V222H187ZM212 223H213V225H215L214 227L216 228V229H214V228H212L211 227V225H212ZM232 223V222H231ZM248 223V222H247ZM259 223V222H258ZM261 223V222H260ZM3 225H4V222L2 223ZM12 224V223H11ZM27 224H29V223H27ZM49 224V223H48ZM64 224V223H63ZM67 224V223H66ZM70 224V223H69ZM76 224V223H75ZM96 224H98V223H96ZM157 224V223H156ZM184 224V225H183ZM194 224V225H193ZM224 224V223H223ZM257 224V223H256ZM10 225V224H9ZM42 225V224H41ZM71 225V224H70ZM73 225V224H72ZM241 225V224H240ZM248 225V224H247ZM252 225V224H251ZM258 225V224H257ZM32 226V225H31ZM36 226H38V225H36ZM74 226V225H73ZM92 226V225H91ZM97 226V225H96ZM95 226V227H96ZM123 226V225H122ZM177 226V228L176 227H174V228H176L177 230L178 229H181V228H179ZM189 226H187V228L189 227ZM225 226V225H224ZM230 226V225H229ZM228 226V227H229ZM238 226V225H237ZM5 227V226H4ZM7 227V226H6ZM42 227V226H41ZM45 227L48 229L49 227H47L46 225H45ZM83 227V226H82ZM157 227V226H156ZM231 227V226H230ZM252 227V226H251ZM12 228V227H11ZM10 228V229H11ZM56 228V227H55ZM79 228V227H78ZM161 228V227H160ZM187 228L186 229H184V230H186V231H183L182 229V231L183 232H186V233H189V234H191L188 230H187ZM9 229V230H10ZM13 229V228H12ZM42 229V228H41ZM47 229H45V232H46V230ZM67 229V228H66ZM102 229V228H101ZM100 229V230H101ZM175 229V230H176ZM253 229V228H252ZM22 230V229H21ZM44 230V229H43ZM49 230H50V228H49ZM55 230V229H54ZM60 230V229H59ZM119 230V229H118ZM157 230H159V229H157ZM222 230V231H221ZM258 230V229H257ZM0 231H2L1 229H0ZM6 231V230H5ZM11 231V230H10ZM74 231V230H73ZM72 231V232H73ZM112 231V230H111ZM182 231H179L178 233H180V232H182ZM188 231V232H187ZM263 231V230H262ZM12 232V231H11ZM21 232V231H20ZM31 232V231H30ZM39 232V231H38ZM44 232V233H45ZM48 232V231H47ZM46 232V233H47ZM50 232V231H49ZM52 232V231H51ZM55 232V231H54ZM78 232V231H77ZM110 232V231H109ZM225 231H223V233H224ZM232 232V231H231ZM236 232H237V230H236ZM8 233V231H6V234ZM16 233H19V230H18V232L16 231ZM16 233H15V236H16ZM23 233V232H22ZM40 233V232H39ZM42 233H43V231H42ZM85 233V232H84ZM90 233V232H89ZM176 233H177V231H176ZM248 233V232H247ZM259 233H260V231H259ZM1 234V233H0ZM12 234V233H11ZM20 234V233H19ZM27 234V233H26ZM53 234H55V233H53ZM53 234H52V236H53ZM57 234V233H56ZM69 234V233H68ZM67 234V235H68ZM78 234V233H77ZM166 234V235H165ZM8 235H10V234H8ZM23 235V234H22ZM20 236V237H23V236ZM28 235V234H27ZM45 235V234H44ZM44 235H42L41 237H43ZM51 235V234H50ZM59 235V234H58ZM98 235V234H97ZM225 237H224V236ZM2 236L4 237V232H2ZM6 236V238L8 237L9 238V236H7V235H5ZM13 236V235H12ZM25 236V235H24ZM40 236V235H39ZM38 236V237H39ZM79 236V235H78ZM167 236L165 237V238H167ZM194 236L195 237H197L196 239H194ZM236 236V235H235ZM238 236V235H237ZM20 237H19V239H18V241H20ZM27 236H25V238H26ZM48 237H49V235H48ZM193 237V238H192ZM205 237H207V239L205 238ZM226 237L227 238H229V240L230 239H232V240H230V242L228 241V243L225 241V239H226ZM244 237V239H245V235L243 236ZM248 237V236H247ZM250 237V236H249ZM253 237V236H252ZM1 238V237H0ZM17 238L18 237H16V240H17ZM25 238H23V240H25ZM50 238H52V237H50ZM49 238V239H50ZM58 238V237H57ZM95 238H96V236H95ZM147 238V237H146ZM10 239H11V237H10ZM10 239H8V240H10ZM27 239V238H26ZM28 239H30V237L28 238ZM55 239V236H54V238H53V241H55L54 240ZM63 239V238H62ZM163 239V238H162ZM168 239V238H167ZM252 239H254V238H251V241H252ZM263 239V238H262ZM5 240V239H4ZM68 240V239H67ZM184 240V239H183ZM201 240V239H200ZM255 240V239H254ZM6 241V240H5ZM4 241V242H5ZM11 242H12V240H10ZM38 241V240H37ZM58 241V240H57ZM60 241V240H59ZM62 241V240H61ZM106 241V240H105ZM263 241H264V239H263ZM2 242V244H3V241H1ZM33 242V241H32ZM31 242V243H32ZM34 242H36V241H34ZM41 242V241H40ZM56 242V241H55ZM54 242V243H55ZM63 242H64V240H63ZM69 242V241H68ZM77 242V241H76ZM85 242V241H84ZM90 242V241H89ZM93 242V241H92ZM149 242V241H148ZM164 242H166V241H164ZM225 242V243H224ZM247 242V241H246ZM245 242V244H247ZM51 243H53V242H51ZM50 243V245L49 244H47V245H49L48 247H51V244ZM53 243V244H54ZM88 243V242H87ZM154 243V242H153ZM156 243V242H155ZM182 243V244H181ZM225 244V246H224V248L223 249H221L220 250V247L221 246H223L224 244ZM227 243V244H226ZM5 244V243H4ZM9 244V243H8ZM7 244V242H6V245H8ZM18 244V243H17ZM71 244H73V243H71ZM105 244V243H104ZM158 244V243H157ZM260 244V245H259ZM1 245V244H0ZM29 245V244H28ZM55 245V244H54ZM69 245V244H68ZM73 245H75V244H73ZM81 245V244H80ZM94 245V244H93ZM145 245V244H144ZM152 245V244H151ZM163 245V244H162ZM167 245V244H166ZM170 245V246H169ZM3 246H5V245H3ZM20 246H21V244H20ZM27 246V245H26ZM30 246V245H29ZM34 246V245H33ZM40 246V245H39ZM38 246V247H39ZM59 246V245H58ZM66 246V245H65ZM97 246V245H96ZM146 246H148V245H146ZM195 246V245H194ZM247 246H249L248 248H247ZM253 246H254V248H253ZM37 247V248H38ZM85 247V246H84ZM91 247V246H90ZM0 248H2V247H0ZM8 248H10V246L8 247ZM8 248H6L5 247V249L7 250ZM17 248H18V245H17ZM16 248V249H17ZM21 248V252H22V247H20ZM30 248V247H29ZM32 248V247H31ZM41 248H42V246H41ZM46 248V247H45ZM61 248H62V246H61ZM92 248V247H91ZM90 248V249H91ZM96 248V247H95ZM170 248V249H171ZM230 248V249H231ZM3 249H4V247H3ZM4 249V250H5ZM28 249V248H27ZM47 249V248H46ZM53 249V248H52ZM57 249V248H56ZM76 249H77V244H76ZM84 249V248H83ZM110 249V248H109ZM148 249V248H147ZM26 250V249H25ZM31 249H29V251H30ZM37 250V249H36ZM169 250V249H168ZM205 250L209 253V256L207 257L205 254H204V256H201L204 252H205ZM222 251L223 253H224V255H222V253L220 252V251ZM1 251H2V249H1ZM0 251V252H1ZM9 251V250H8ZM7 251V252H8ZM10 251H11V249H10ZM10 251H9V253H10ZM13 251H15L14 250V248H13ZM33 251H35V250H33ZM47 251V250H46ZM72 251V250H71ZM92 251V250H91ZM94 251V250H93ZM171 251V250H170ZM199 251H201V252H199ZM204 251V252H203ZM219 251V252H218ZM250 251V250H249ZM24 252V251H23ZM22 252V253H23ZM27 252H28V250H27ZM27 252H25V253H27ZM38 252V251H37ZM43 252H45L44 250H43ZM54 252V251H53ZM57 252V251H56ZM59 252V251H58ZM61 252V251H60ZM81 252H83V250L81 251ZM97 252V251H96ZM192 252V251H191ZM261 252H262V254H261ZM3 253V252H2ZM6 253V252H5ZM19 253H20V251H19ZM30 253H31V251H30ZM33 253V252H32ZM36 253V252H35ZM39 253V252H38ZM52 253V252H51ZM75 253V252H74ZM80 253V252H79ZM84 253V252H83ZM102 253V252H101ZM202 253V254H201ZM206 253V252H205ZM219 253H221V254H219ZM29 253H27L26 254V258L25 259H28L29 260V258H30V261L28 262V260H27V262H26V260L25 261H22V262H24V263H27V264H31L32 263V258H31V256H29L28 255ZM37 254V253H36ZM173 254H171V255H173ZM3 255V254H2ZM7 255V254H6ZM12 255V254H11ZM11 255H9V257H7V260L5 259V258H3V259H5V260H2V258H0V263H2L3 261L5 262V261H8V258H10V256ZM13 255H14V253H13ZM12 255V256H13ZM16 255V254H15ZM34 256H35V254H33ZM32 255V256H33ZM41 255V254H40ZM60 255H62V254H60ZM72 255V254H71ZM87 255V254H86ZM104 255V254H103ZM112 255V254H111ZM19 256V255H18ZM23 256V255H22ZM29 256V258H27ZM37 256V255H36ZM55 256V255H54ZM59 256V255H58ZM70 256V255H69ZM102 256V255H101ZM232 256V255H231ZM230 256V257H231ZM63 257V256H62ZM205 257H207L206 259H204V260H202L203 258ZM223 257V258H222ZM229 257V256H228ZM227 257V258H228ZM233 257V256H232ZM243 257L245 258L244 260H243ZM19 258V257H18ZM34 258V257H33ZM55 258V257H54ZM53 258V260H56V259H54ZM71 258V257H70ZM69 258V259H70ZM99 258V257H98ZM220 258L222 259V262H221V260H220ZM16 259V258H15ZM15 259L13 260L14 261V263H15ZM32 259V260H31ZM43 259H44V257H43ZM229 259V258H228ZM227 259V260H228ZM235 259H237V258H235ZM237 259V260H238ZM1 260H2V262H1ZM23 260H24V258H23ZM46 260H48V259H46ZM52 260V259H51ZM58 257H57V262H58ZM71 260V259H70ZM73 260V259H72ZM95 260V259H94ZM99 260V259H98ZM102 260V259H101ZM104 260V259H103ZM226 260V261H227ZM232 260V259H231ZM230 259L228 260L229 261V263H231V264H237L236 263V260H232L231 261ZM240 260H238V261H240ZM246 260V261H247ZM9 261H10V259H9ZM8 261V262H9ZM17 261H19L18 259H17ZM90 261V260H89ZM197 261V262H196ZM204 261V262H203ZM207 261V262H206ZM216 261H218V262H216ZM224 261H225V259H224ZM3 262V263H4ZM21 262V261H20ZM38 262V261H37ZM56 262V261H55ZM54 262V263H55ZM76 262V261H75ZM80 262V261H79ZM85 262V261H84ZM110 262V261H109ZM206 262V263H205ZM245 262V261H244ZM263 262H264V260H263ZM11 262H9V264H10ZM13 263V264H14ZM17 263V262H16ZM15 263V264H16ZM19 263V262H18ZM24 263H21V264H24ZM34 263V262H33ZM32 263V264H33ZM53 263V264H54ZM59 264H60V262H58ZM72 264L74 263V262H71ZM171 263V262H170ZM220 263H218V264H220ZM243 263V262H242ZM7 264V263H6ZM39 264V263H38ZM47 264V263H46ZM56 264V263H55ZM85 264V263H84ZM172 264V263H171ZM224 264H226V263H224ZM239 264H241V263H239Z\"/></svg>",
  "mask_w": 264,
  "mask_h": 264
}]
</instances>
